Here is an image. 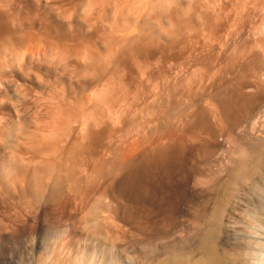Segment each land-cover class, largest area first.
<instances>
[{
    "label": "rangeland",
    "instance_id": "obj_1",
    "mask_svg": "<svg viewBox=\"0 0 264 264\" xmlns=\"http://www.w3.org/2000/svg\"><path fill=\"white\" fill-rule=\"evenodd\" d=\"M13 1H15V0H12V2ZM20 1H22L23 3L22 2L20 3ZM3 2L4 1L0 2V10H2V11H0V13L2 14L5 11V13L3 15H7L6 12L8 10V15L10 14L9 16H13V17H9L10 19L7 16V22L5 20V22L7 24L9 23L8 24L9 27H7V24L5 22L3 24H2V22L0 23V28H2V27L4 28V25L7 28L6 30H5V28H4V30H2L3 33H9L10 32L9 34H7V35H10L11 32H12V35H10V38L13 37V35L15 33L18 34L20 31H22L20 33H23V30H24V33L25 34H22L24 36H21L20 34L17 35V38L18 39H19V37H21V38L23 37L22 39L24 40V42H23V40H21V38H20L19 41H17L18 39L15 38L16 37V34H15V37L12 38V40H13V42H12L11 39H9V36H6V34H4L5 35L4 36L3 33H2V31L0 30V41L5 44L4 45V44H2L0 42V47H1L0 50L2 49L1 50V54H0L1 55L0 56V61L2 59V55L5 54V53H7V52H8L7 54L10 53V56L5 55V57L8 58V59H12V61L6 60V63H5L8 66L11 64L10 67L7 66L8 68L6 67V69L9 70V68H10L9 71L11 72V70H12V72L10 73L9 71H7L5 69V66H3L4 67L3 68L4 70H2V68H1V71H3V73L0 71V76L3 75L5 73V71H6L5 74L8 73L9 75L8 74L6 76H5V74L3 75V77L7 80L5 82L8 83V85H9L10 84V80H8V78H9V79H11V83H13L14 85H17V83L18 84L21 83L20 81L23 80L22 78H24L26 75L28 76V74H29L30 75V78H29V76L27 77V79L25 77L24 80L22 81V83L24 81H26V83H27V81H28L27 85L30 84L31 86L28 85L30 87H32L34 85L33 86L34 87V90H33V87L31 89L29 87V89H28V86L26 87V85H23V87H22V83L19 86L17 85L19 87V90L22 92L21 93L22 94V99L21 100L23 101V103L21 104V102H18L17 103V102L14 101V103H17V105H15L14 103L12 104L10 102V101L13 100V97L15 95L14 96L12 95L13 97L10 95L9 96L10 98L7 96V95L10 94L11 91H12L11 94H13V90H5V88H2L3 90L2 89L0 90L1 91V93H0L1 94L0 100L2 99V101H3V98H5L7 96L8 97L7 100L10 102L9 103L10 107H11V104L12 105H15L17 109L19 107V109L17 111H22L23 110V112L25 111L26 113L32 108L33 105L34 106L32 108V112L27 113L26 116H25V112H24V114H23L25 116V119H24L25 123H24V121H22V119H21V118H24V117H22V114L20 113L21 114V118H20L19 117L20 114H17L18 113L17 111H16L17 112L16 113V112H14V110L12 108L9 107V105L6 102L7 100L4 99L7 105L6 104H3L5 102H3V103H1L2 101L0 102L1 103V106H0V108H1L0 110L1 111L5 110V111H7L6 113H8V114L9 113H12L10 115L7 114L8 115L7 116L4 111L3 112L0 111L1 112L0 113L1 114L0 115V118H1L0 119L1 120L0 121V126L2 124L1 128L3 129V127L6 128V126L11 125L10 127H7V128L8 129L9 128L12 129V132H11V131H9L11 129L8 130L6 128L7 131H8L6 133L7 135L5 136L6 139L3 137L4 136V133H5L4 130H3L4 133H2V131L0 129V131H1L0 134L1 133L3 134V135L2 134L0 135V139H1L0 142L3 143L2 145L0 144V161L3 160L2 159L3 157H1V156L2 155L4 156V154H2V153L7 152L9 150V148L12 147L11 145L14 144V141L12 142V140L14 139L13 137H15L14 140H16L17 138L23 139V136L24 135L27 136V134L31 131V128H32L31 127L32 126L31 124H37V125H34V127L37 126L36 128H41L42 127V126H40L38 124L39 122L36 123L37 117L31 116L33 114V110H34V114H37L39 112L38 115H36V116H39L42 119L44 118L43 120H41L42 122H46L47 119L50 120V121L47 120L48 122L46 124L45 123H42V124H44L43 126L46 129L48 127L47 125H49V123L51 122V119H49V118H51L50 114L53 115L52 113L55 112L54 114L56 116V113L58 114L59 111H62V110L55 111L57 109H55V106L53 107V105H51V104H54L55 101L59 97H62V96H64L62 98V100L64 99V102L65 103L67 102L68 107H69L70 102L71 103H74V104H72V106L70 105V108H73V109H71V111H70V108L67 107V105H64V106L67 107L66 110L68 109L70 111V113H71L70 116H72L74 114L76 115L79 111H81L80 109L82 108V111L79 112V115L77 114L78 116L77 115L76 116L75 115L72 116L74 118L76 117L75 118L76 119L75 121H73L74 118H71L70 117V119L73 122H77L76 124H78L80 122V120H83L84 121L85 119H88L87 120L88 122H87L86 125H88L89 127H87L88 129H87L86 132L88 134L91 133V135H93L94 138L96 136L95 139L97 140V142H98L97 144L98 145L96 144V145L92 146L93 149L91 147H87V148H90V150L89 149H86V148H85L86 149L85 151L84 150H81V146H80L81 145V142L80 141H82V139H84L83 137H85V136L88 135L87 133H85V129H84V127H86V125L85 124H83V125L80 124L82 121L79 123V126H77L74 123V125L77 126L78 129L81 127V129H79L80 131L83 129L84 132L81 131V132H83L82 134L85 133L84 136H81L82 135L81 134L79 137H76L81 132L80 131L79 132L76 131L78 129L77 128H74L75 126L72 127V128H70L71 127L70 125L73 126V124H70V122H71L70 119L68 120V116H69L68 112L69 111L64 112L65 111V109L63 108L64 106L63 105L61 106L60 104H58L59 102L62 101L59 98L61 101L58 99L59 101L58 100L56 101V103H57L56 106L57 105H60L62 107V109H64V111H62L61 113L64 112L63 115H66L65 113H67V115H68L66 118H64L65 121H62L63 122L62 124L66 125V123H68V121H69V123H68L69 125L67 124L66 128L64 126H62L67 131H65L64 128H59V127H61V119H60V117L61 118L64 117V116H62L61 113H59V114H61L60 117H59V114L57 115L59 118L58 117H53L54 119L55 118L58 119V120L55 119L58 124H55L54 127H52L53 125L50 123V126L51 127L49 126V128H47L48 129V132L50 131L49 129H53L54 128L55 131L54 130H51V131L52 132L54 131L55 133L57 131V133L56 134L54 133L53 134V137H55L58 134V132H59V134L61 135L60 137L63 139V140L62 139L61 140L64 141L66 139L67 142L69 141L68 143H70V145H71V142H73L72 141L73 139H76V141H78L80 139V141H78V143H75L74 144V146H75L76 144L78 145L79 142H80V144L78 145L77 149H75L74 146H71L73 148L69 147V145L65 141H64V143H66V144L64 146V143L62 144V142L60 143L61 140H58L59 143L63 145L62 146V145H60L57 142V144L60 145L59 147L62 146L65 149L68 146L73 151V152H71V154H73V156H72L70 154V150L71 149L69 151H66V150L69 149V148H67V149H65V151H63L64 149L62 150V148H60V150L63 151V153H62V151H60L58 149L57 145H55L56 146L55 148L58 149V150H56V152L58 151V154H61L62 153L61 154L62 155V158H61V155L60 156L58 155V157H60L59 159H61V160L64 161L63 162L64 163V167H62V165L60 164V167L59 168H61V169L63 168L64 169L68 165L71 166L72 165L71 164L72 162H73V165H74V163L76 162V161L74 162V159H75L74 157H77V155H78V157L80 159H78L79 161H77V163L74 166H76V165H78L80 163V165H78V166L79 167L81 166L82 169H80L78 166H76L78 168V173L76 172L77 171V168L76 167H75L74 170L77 173V175L79 173H81L82 171L83 172L81 174V178L80 179H78L79 178V175L78 176L76 175V177H74L75 174L73 176L74 177L73 179H75V180L78 179L80 182H81V179L82 178L84 179L86 176H88L87 178H89V179H87V182L85 181L86 178L84 180L82 179V181H84V183H82L83 185H80L79 184L80 182L79 183L77 182L76 183L77 184V187L79 185H80V187H78L76 189V187L73 184H72V186L69 185L71 188L69 186H66L67 183H69V184L72 183L71 179L68 178V180H67L68 182L66 180H65L66 182L64 181L65 187H62L64 189V192H63L62 189H61V191L58 192V194H60L61 192H63L64 194L61 193L60 195L57 196L56 199L54 198V200H56V201H54L53 203H51L52 201H50L48 198L46 200V197H47L46 195H45V197H44V195L41 196L43 198H39L38 199L39 201L37 200V202L31 200V197L29 196V191L26 188V184H25L26 182H24V181L23 182L22 181L11 182V181L7 180V182L9 181V183L11 182L12 185H10L9 183H6V181L1 183V181H3V179H1L0 180V184H1L0 185V264H39L38 262H39V258L40 257H43V259H44V262L42 264H60V263L61 264H64V263L67 264L68 261H69L68 258L69 257L71 258L74 255V253H77L78 252V253H83L84 254L85 250H86L85 256L87 255L88 257H92L93 258L92 259L93 262H96L98 264H157V263L158 264H163V263L164 264H176L177 262H179L177 264H180V263L185 264V262L186 263L191 262V260L194 259L196 257V255H197L196 249L192 248V247L195 246L194 245L195 242H193V241H195V239H196V231H194V230H197V228H199V225H200L199 223L202 220V218L204 216H207V214L210 213V210H211L210 208H212L211 211H213V207L215 208V206L216 205H219V203L221 205L225 204V201H224V203H222V201L224 199V197H222V195L225 196L227 193H229V191H230V193L232 192V189H231V187L233 186L232 185V179L227 180L226 177L227 176L229 177V175H231V173H232L231 170L233 169V164L235 163V161L237 159V156H235L236 152H234V150L232 151V149L234 147L233 144L230 145L231 143L226 142V143H229V144H226L228 146V148H226L224 146L225 148L223 147V149H221V155L224 154V153H226V154L224 156L223 155L222 156L219 155L221 157V160L218 159L219 158V156H218L215 161H212L213 160L212 158H214L212 153L215 152L214 151L215 150L214 147H216V145H218L215 142L216 141L218 143L225 142L224 141V136L221 134V136L219 137L218 136L219 132H216L217 134L215 133V135H214L216 137H213V138H216V140L212 138L213 140L211 139V141H210V143L212 141H215V142H213L214 144L211 143V146H212L211 148L212 149L210 148V150L207 152L208 155L205 156V158H207L208 156H211L212 155L211 157H208L209 160L208 159L206 160L204 158V154H202V150L192 149V150H194V151H192L194 153H192L191 150H187L186 153L184 152L182 154L183 157L182 156L180 157V159L183 160L182 162H184V164L182 165V164L179 163L180 164L179 165L180 167L179 168L176 167V170L174 169L173 172L171 171L169 179H167V177H164L163 178V181L165 179V180H168L169 182L168 181L167 182L166 181H164V182L163 181L162 182L158 181V183H160V184H156L157 186L164 185L167 188V189L165 188L166 190L163 192L164 194L163 193L162 194H159L160 196L158 195V197H155L154 195H150V194H143L142 195L143 197L141 196V198L138 199V197H134V195H131V193H130L129 190H127L126 192H125L126 189H123L122 188L123 190H120L121 189L119 187L120 185H118L120 183H118L117 180L116 181L115 180H112V184H111L110 183L111 180H110V178H109L108 175H105L106 176L105 177L104 175L99 174L100 175V177H99L98 174H97L98 173L99 166L96 167L97 168V171L95 172L94 171L95 168L92 167L93 165H89L88 162L91 160L89 163L90 164L91 163L93 164V160L96 158L95 155L98 157V156H100V154H102L101 159H103V165L105 164L104 162L107 161L108 158L120 157V159H121V157H122L123 159H126L125 156H128L130 154V150L132 151V149H133V142H132V140L134 141V139L136 138V136L137 137L140 136L139 133H137L138 132V129H139V132L140 133H141V130L143 131L142 132L143 136L141 134V136L139 138L142 137L144 140H148L147 137H146L147 136V133L150 132V131H148V128L151 129L152 128L151 126H154L155 125V124H153L154 121H159L160 120V118L158 119L159 116L156 117L155 115L158 114L162 109H163V114H164V112H165L164 110L167 109V108H169L170 103L166 104L167 103L166 100H167V98H169L167 96L170 93H172L169 96H170V98H172L171 100H172V103L174 105L172 103L171 104L175 107V109H174L170 105V108L171 109L169 108V111H170L169 115L171 114L170 116H172V118H170V119H173V117L175 118V116H177L176 113L178 111L177 112L175 111L176 112L175 113L173 110H177V107L175 106V103L174 102H176V100L178 99L177 98L178 97L177 94H178L179 88L177 89L176 87H179L178 85L180 83V80L178 81V79L179 78L181 79L182 78V75H183L182 70L184 68V66H183L184 63H181V62H184V59H186L185 57H187V56H188L187 59H189V56H190V54H191V52L193 50H194L193 53L196 52L198 56H203L204 59H202V57H200L199 58V62L200 61H202V62L203 61H206V62L203 63V65L206 64V67L203 66L205 68L202 67L201 62L200 63L198 62V65H199V66H197V70L199 71V75L197 73L198 78L202 74V78L204 79V77H205L206 79H204L205 81L203 80L204 82H202L201 81L202 80L201 77H200L201 80L197 78L200 81V84H201V86L199 87L200 84H199V81H198V88H199V90H200V88H202L201 91H199L198 88H197L198 93L200 92V95L198 93L197 94L199 96H201L202 98L205 96L206 98H209V99L211 98L212 99L213 98V95H214L213 93L216 92V89H215V91H213L214 90L213 87L216 88V85H214L216 83L215 82H212L213 81L212 78H214V76L218 75L221 72L222 73L219 74V75L224 74L223 72H225V71L227 72V70H228V72L229 71L231 72V62L233 61V58H236V55H238V51L241 48L240 45L242 46L243 44H245L244 43L245 41L247 43H250V42H253V40H257V39H260V38L264 37V0H190V2H189V0H60V1L59 0H54V1H52V5L50 4L49 6L47 5L46 7H38L37 5L32 4L31 2H29V5H28L27 1H24V0H19L18 1L19 3H17L15 1V4L8 3V4H11V5H9V7L7 6L8 4L5 5L7 2H5V4ZM24 3L27 6L24 5ZM185 6H187V8ZM178 7H179V9H178ZM183 8H186V9H184V11H183L182 10ZM31 9H32V12H31ZM181 11L182 12H185L186 15L183 14ZM187 12H188V14H187ZM181 14H183L182 16L185 15V18H183L181 16ZM3 17L6 18V16H3ZM179 17H181V18H183L185 20L187 18L189 22L186 20V22H187V24H186V23H184V21H182L183 19H181ZM5 18H3V19H5ZM8 19L10 20V22H8ZM11 20H13V21L11 22ZM43 22H45V23H43ZM178 22H180V23H178ZM13 23H15V24H13ZM21 23H22V26H20ZM63 23H65V24H63ZM67 23H68V27L66 26V28H64L65 25H67ZM60 24H63V25H60ZM182 24H184L185 26L188 25L187 30L189 29L191 31L188 30L189 31L188 32L186 30L187 31L186 32L185 31V28L186 27L184 25H182ZM10 25L11 26L14 25V28L10 27ZM23 25H25V28H24ZM19 26L22 29H19L20 28ZM62 26H63L64 30H63ZM182 26H184V28ZM15 27H17V29ZM146 27H148V28H146ZM150 27L151 28L153 27L154 29L153 28L152 29L154 31L153 30L151 31V29H149ZM9 28H10V30H9ZM58 28H61V29H58ZM143 28L144 29L146 28V30L148 29L147 30L148 31L147 37L150 36L149 38H147L146 36L144 37V35H143V32L144 31L142 32V29ZM182 28L185 31V33L182 30ZM12 29H15V33L14 34H13L14 31H11ZM66 29H67V31H65ZM70 29H71V31H70ZM192 29L193 30L195 29L196 31L194 30V32H193ZM48 30H50V31H48ZM62 30L66 32V33L65 32H62L65 35L62 34V33H59V31H62ZM146 30H145V32H146ZM179 30H180V32H178ZM17 31H18V33H17ZM54 31H56V32H54ZM69 31L71 33L73 31L74 34L72 33V35H71ZM156 31L158 32L157 34H156ZM40 32H42V33H40ZM45 32H47V36H46V33ZM49 32H52V34L51 33L49 34ZM149 32H151L150 33L151 35H149ZM237 32L239 33V36L237 35V37H236V35H235V37H236L235 38L234 37V34H238ZM241 32H242V34H241ZM38 33H39V35H38ZM80 33H81V35H80ZM187 33H188V35H187ZM196 33H197V35H195ZM244 33H245V35H244ZM29 34H32V36H30ZM67 34L70 35V37ZM139 34H140V36L138 37L139 40H141L140 39L141 36H143L142 39H144V40H141V41H143V43L140 42V44H138V42H136V39H138L136 37ZM146 34H147V32H146ZM182 34L185 35L183 37L186 38V40H187V42H186V47L187 48H185L186 51L184 50V53H183L184 55L182 54L183 49L181 50V48L184 47V41H182L183 40V37H182V40H180ZM240 34H241V36H240ZM260 34H261V36H260ZM58 35H59V37H57ZM258 35H259V37H258ZM2 36H4V37L2 38ZM79 36H81V37H79ZM186 36H188V37H186ZM196 36H198V39H197ZM201 36L202 37L203 36L204 37L206 36V37L205 38L204 37L201 38ZM219 36H221V38ZM242 36L245 37V38H242ZM26 37L27 38L29 37L32 40L30 41V39L29 38L27 39ZM32 37H34V38H32ZM44 37H45V39L43 40ZM151 37L154 38V39L156 37L157 38H156V40H154V39L153 40L152 39L150 40ZM217 37L219 38V43H218V40L216 39ZM246 37H247L248 41L250 40L249 42L247 41ZM254 37H256V38L254 39ZM145 38L147 39V41L148 40H149V42L151 41L149 43L150 45L153 44V42L155 41L156 42L155 44H157V47L154 48L156 46L155 44L153 46L151 45L153 48L150 45L148 47V44L145 46V43H147V41H145L146 40ZM187 38L188 39L191 38L190 39L191 41L190 40L188 41ZM208 38L210 39V41H209ZM224 38H226V39H224ZM8 39H9V41H8ZM15 39H17L16 40L17 42L15 41ZM192 39L195 40V41H192ZM230 39L231 40L233 39L234 41L232 40V42H231ZM238 39H239V42H238ZM128 40H130V41H128ZM204 40H207L208 43H207V41H204ZM220 40H222V42L224 40H225V42H226V40H228L232 44L230 42H228V43L226 42V44L224 45L225 42H223V45H222V43H220ZM241 40H242V42H241ZM5 41L8 43L7 46H6L7 43ZM10 41H11V43H10ZM181 41L183 42L182 43L183 45L181 44ZM196 41H198V42L195 43ZM129 42L130 43L133 42V44H130ZM188 42L189 43L191 42V46L190 47H189L190 44ZM216 42H217V45L216 46L218 48H215L216 51H215V49H213L216 52L215 53V52H213L212 48L215 47ZM198 43H200V44H198ZM213 43H215V44H213ZM24 44H25L26 47H24ZM30 44L33 45V46H31ZM180 44H181V46H180ZM187 44H188V46H187ZM201 44H202V48L203 49L201 48ZM203 44H205L204 47H203ZM212 44H213V46H212ZM22 45H23L24 49H23ZM129 45H131L132 47L129 46ZM133 45L136 46V48H139V46L141 48V45H143L146 49L147 48H150L147 51H146V49L143 46L141 48V49H144L147 52L148 55H146L144 53L145 55L143 54V56H142L141 54H142V52H144V50L142 51L140 48L138 50L135 47H134V49L136 51H134V52H135L136 55L135 54H132V53H134L133 52V50H134L133 49ZM172 45H173V47H172ZM192 45L195 46L194 49H193V46ZM229 45L230 46L232 45V47L230 48ZM234 45L236 46V49H235V46ZM10 46L13 47V48H10V50L11 49H14V48H17L18 51L15 49L16 52H17V54H16V52H14L15 50L14 51L11 50L14 53V54H11V51L8 50ZM165 46H166V48H165ZM210 46H211V50H212L213 53L209 49ZM220 46L221 47L223 46V48H221ZM224 46H226V47H224ZM18 47L21 48V49H23V50H20ZM127 47L128 48H132L131 51H130V49H128L130 51V53L126 49ZM167 47H168V49H167ZM237 47H238V50H237ZM6 48H7V50H6ZM25 48H26V50H25ZM50 48L52 49V52L53 53L51 52V49ZM188 48H190L191 50L188 49ZM204 48L206 49V51H205ZM219 48H220V50L217 51V49H219ZM232 48H233V50L234 49L235 50L233 51ZM27 49H29V50L31 49V51H29ZM42 49H44L46 51L43 50V53H41ZM195 49H197L198 52ZM229 49L232 50V52ZM33 50L36 51V54L34 53L35 51L33 52ZM48 50H50V51H48ZM123 50H125V52ZM221 50L225 51V52H223L225 54L221 53L222 52ZM4 51H5V53H4ZM20 51L21 52H23V51H26V52L29 51V52H27L28 55L26 54V52L25 53L23 52L24 55H26L28 57L27 58L28 60L26 59V57H23L24 55ZM126 51H127V54H126ZM137 51H139V52H137ZM148 51L149 52L150 51H153V52H150V54L152 56H150V54H149ZM187 51L190 52V54ZM180 52H181V54H180ZM202 52H204V53H202ZM218 52H219V54H218ZM37 53H38V55H37ZM211 53H212V55H211ZM226 53H227V56H226ZM29 54H30V56H33V58L39 57V60H38L39 63L42 61V58H43V61L44 62H42L43 64L42 63H40V64L41 65H44V66L43 67L41 65H40L41 67L40 66H35L37 64H36V62H34V64H33L32 60H31L32 58L29 61V58H30ZM43 54H45V57H43ZM51 54H52L54 60L52 59V56L50 57ZM130 54H132V57L130 56ZM185 54H187V56H185ZM213 54L214 55L216 54V55L214 56ZM228 54H229V56H232V57H229ZM12 55H13V57H14V55H16L15 57L18 60H16L15 57H14L15 58V60H14L13 57H11ZM93 55L96 58H94ZM133 55L135 57H133ZM181 55H183L184 58ZM218 55H221L220 56L221 59L218 60V62H217V59H219V57L217 58ZM18 56L19 57L22 56L23 58H25V59H23V61H25V60L28 61V64L30 62V64L27 65V66L29 67V70L32 69V71H33V69H35L33 71V73L30 71L31 73H29V72L28 73L27 72H22V73H20L22 75L16 74L17 72L19 73V70L21 72V71H24V69H27L28 68V67L27 68L25 67L26 66L25 64L27 62L26 61H25L26 63L21 62L22 61V57L21 58H18ZM91 56H93V57L91 58ZM47 57H49V58H47ZM87 57H88V59H87ZM129 57H131L130 59L132 61L129 59ZM63 58L66 59V62L64 61L65 59H63ZM98 58H101V59L97 60ZM132 58L135 59L136 63H135L134 59H132ZM207 58H208V60L209 59L210 60L208 61ZM228 58L230 60H232V61L231 62H228V61H230ZM57 59H58V62H57ZM177 59H180V60H178L179 63H178ZM215 59H216V61H215ZM225 59L227 60L228 65L230 66L229 67L226 64L228 66V68H227L226 65H224L225 63H227L226 61H224ZM50 60L52 61V63H51ZM92 60H94L95 62L98 61L99 63L98 62L95 63ZM106 60H108V61H106ZM181 60H183V61H181ZM7 61H9V62H7ZM88 61H89V64H88L89 67L87 66ZM90 61L92 63H90ZM101 61H103V63ZM114 61H115V63H114ZM213 61L216 62V63H214ZM12 62H14V63L20 62V63H22L24 65H22V64L19 65V63L17 65L16 64L14 65V63H12ZM31 62H32V66L30 68ZM59 62H61L63 64L66 63V66H64V67L66 68V71L67 72L64 71L65 68L63 67V65L61 66V67L64 68V69L62 68L63 70L59 68V66L61 65ZM100 62L102 63V68L100 66L101 65ZM104 62H106V63L104 64ZM39 63H38V65H39ZM175 63H177L176 64V65H178L177 67L174 65ZM211 63H213V67H212V64ZM218 63H219V65H218ZM93 64H97V65L94 66ZM103 64H104V67H103ZM179 64H181V65H179ZM21 65H22V67H21ZM48 65L51 66V68H53V69H51L50 67H49L50 70H49V68H46L47 70H49L47 72L48 73V75H47V73H44V72L47 71L45 69V67H48ZM92 65H93V67H92ZM173 65L176 68L175 67L173 68ZM220 65L221 66H226L224 68L225 71H223L224 70L223 67H221V69H220ZM11 66H14V69H12L13 67L11 68ZM209 66H210V69L208 70L207 67H209ZM23 67H25V68H23ZM54 67H56L55 68V71H57V72L51 74L50 71L51 70H54ZM57 67L61 70V72L59 71V69ZM90 67H92V68H90ZM96 67L98 68V71L95 70ZM217 67L220 70L215 69ZM100 68H101V71H100ZM108 68H109V70H108ZM180 68H182V69L180 70ZM211 68H214L215 69V70H213V71H215L214 73H213V71H212ZM226 68H227V70H226ZM176 69H177L178 72L177 71L175 72ZM202 69H203V71L207 69L210 72H208L207 70L204 71V72H202ZM16 70H18V71L16 72ZM179 70H180V72H179ZM170 71H171V73L175 72L176 74L175 75L174 74L171 75V73H169ZM190 71H191V69L189 70V73H190ZM218 71H220V72H218ZM52 72H54V71H52ZM207 72L210 73V74H207ZM226 72H225V74H226ZM23 73H26V75L23 74ZM35 73H37V75H38L37 77H39V75H40V77L38 78V81L37 80L34 81L35 79H31V78H36L35 77L36 76ZM98 73H100V74H98ZM177 73H179V75H180L179 78L177 76L178 75ZM203 73H204V75H203ZM10 74L12 75L11 77H9ZM31 74H33L35 76H32ZM163 74L165 76H167V78L169 77V79L171 77H173V75H174V77H173L174 80H176V78H177L176 81L179 82V83L176 82V85H175V82L174 83L172 82V84L174 86H176V87H174L171 84H169V81L170 80L169 79L167 80V78ZM210 75H212V76H210ZM46 76L49 77V80H50L51 83L49 82L48 77L46 78ZM175 76H177V77H175ZM16 77H17L16 80H18V82L15 81V83L17 82L15 84L14 81H12V79L14 78V80H15ZM20 78H21V80H19ZM40 78L43 79V80H45V82L47 81L48 83L46 82L44 84L43 83L44 81H42L40 83L39 82V79ZM173 78H171V81H172ZM209 78H210V80H209ZM28 79L33 80L34 82L33 81H30ZM54 79L56 80V82L54 81ZM57 79H59L60 80V83H62L63 85L65 83V85H66V87L64 86L65 89H64V87H62L63 85H61L60 83L59 84L57 83V82H59V80H57ZM53 81L55 83H57L56 84L57 86H60L61 85V87H56V85L54 84ZM166 81H168V83ZM206 81H207V83L211 87L209 85L203 84V83H206ZM5 82L3 80L4 87L5 86H8V85H6ZM36 82H37L38 87L36 85ZM162 82H164V84L166 83L168 86L167 85H164L163 86V83ZM39 83H40V85H39ZM49 83L51 84V86H50ZM212 83H214V84L212 85ZM42 84H44V85H42ZM54 85H55V87H56L55 89H57V91L60 88H63L65 90V92H66V95L63 94V93H65L63 89H61V91L59 90L60 91V94L57 91H54L55 90V89H53L54 88ZM20 86H21V88H20ZM39 86H41V88H39ZM44 86H45V89H44ZM47 86H50V88L52 87V90L55 92L54 95H56V93H57V95L54 96L53 95L54 92L51 91V89L49 87H47ZM169 86L170 87L172 86L171 89L168 88ZM204 86L205 87L209 86V88L207 87L208 88L207 89ZM116 87H118L117 89H118V92L119 93L122 91L120 94L117 93ZM121 87H123L125 89H122ZM46 88H48L47 90L49 91V93H50V91H51V93L53 92L51 95H52V97H56V100L55 101H53L55 98H53V100H52V97H50L51 95L48 93V91H46ZM160 88H162L161 89L162 90V93H161ZM167 88H168V90H167ZM126 89H127V91H126ZM172 89L173 90L175 89L174 94H176V97L173 95V92H170V91H173ZM28 90H29V93H28ZM30 90H33V93L32 94L30 93V92H32ZM207 90H209V91H207ZM8 91H10V92H8ZM26 91H27V93H26L27 94V97L25 95H23V94H25ZM111 91L113 93L114 92L115 93L113 94V93H111ZM163 91H166V92L168 91L167 93L165 92L167 94V96L164 97V95H166V94L165 93L163 94ZM203 91H205L204 93H206L208 95H206V94L204 95V93H202V95H201V92H203ZM4 92H7L9 94L5 93V94H7L5 96ZM61 92H63V93H61ZM108 92L111 93V95L108 94ZM156 92H158V93H156ZM28 94H30V96H33V97H35L37 95L38 96V100H40L41 99L40 97H42V98L45 99V100L42 99V101H47V99H48V100H52L53 102L52 101H49V102L47 101V103H49V104H43L44 102H42V101L41 102L40 101L37 102L38 100L37 101L35 100L36 102L34 103V102H32V100H34L33 97L32 98H28V96H29ZM58 94L59 95L63 94V95L58 96ZM107 94H108V96H107ZM158 94H162L163 96L161 95L162 96L161 97ZM45 95L47 97H49V98H45ZM113 95L114 96L117 95V96L114 97ZM148 95H149V97H148ZM154 95H156V96H154ZM171 95H172V97H171ZM23 96H25V98ZM80 96H81L82 99L79 98ZM111 96H113V97H111ZM11 97H12V99H11ZM73 97L74 98L75 97L76 98L78 97L77 98L78 101L81 102L82 104L80 103L81 104L80 105L79 102L76 101L77 99L75 98L76 99L75 100ZM103 97H104V101H103ZM105 97H106V99H107V97H108V99L113 98V99H111V101L108 100V102H110L111 104L110 103L108 104L107 101L105 102ZM173 97H175V98L173 99ZM16 98L17 97L15 96V99ZM99 98H102V100L99 99ZM117 98H120V99H117ZM170 98L168 100L169 102L171 101ZM9 99H11V100H9ZM30 99H32V100H30ZM35 99H37V97H35ZM164 99H165V102H164ZM16 100H18V99H16ZM65 100H67V101H65ZM29 101H31V104L33 103V105H31V106L28 105ZM112 101H113V103H112ZM153 102H154V104H153ZM25 103H27V104H25ZM38 103L41 104L42 106L39 105ZM77 103L80 106H82V105L85 104L84 108H83V106L81 108L79 107V109H77L78 108L77 106H76L77 108L74 107L73 105H75V104L78 105ZM93 103H94V106L92 107ZM95 103H96V105H95ZM160 103L162 105L165 104L164 105L165 108ZM35 104L38 106L37 109H36ZM61 104H63V103L61 102ZM48 105L49 106L51 105L50 107L52 108V113H51V110H50L51 108L49 109L48 108ZM86 105H87V107L88 106H90V107L86 108ZM151 105H152V108H151ZM153 105H154V108L155 109L156 108L158 109L160 107H162V109L160 108L161 110L160 109L159 110H155L153 108ZM26 106L27 107L30 106L29 110H26L25 109V108H27ZM95 106H97V109H95L96 111L92 109V108H95ZM7 107H9L10 109L7 108ZM23 107H24L25 110L23 109ZM39 107H41L43 109L46 107L44 110L45 111H50V112L47 113V114H49V117L48 118H47L48 115L46 113H44V110L40 109L41 110V112H40V110L38 109ZM6 108L8 110H6ZM74 108H76L78 110V112H75L76 109H74ZM153 109H154V112H153L154 114L157 111V113L154 115L157 118V120L154 119L155 117L153 119H149V118H152L153 117L152 116L153 114L151 113L153 111ZM12 110H13L14 113L12 112ZM35 110L36 111L38 110L37 113L35 112ZM73 110H74V113H72ZM85 110H87V111H85ZM91 110H93L94 113ZM108 110H109V113H108ZM89 111L92 112V115H91V113ZM82 112L83 113L85 112V114H84L85 117H82V116L80 117V113H81V115H83ZM86 112H89V114L87 113L88 114L87 115ZM2 113H4L5 115L2 114ZM40 113H42V114H40ZM173 113L175 115H172ZM15 114H17L18 116L16 115L17 116L16 117ZM45 114H46V118H47L46 120H45V116H44ZM110 114L112 115V117H110L111 116ZM163 114L160 112L158 115H160L162 117V119H164L163 116H162ZM3 115H4V118L5 119L2 117ZM28 115L31 116L30 119L33 118V123H32V120H31V122H28V121L26 122V120H30L28 118L29 117ZM169 115H167L168 117H166V116L165 117L169 119V117H170ZM86 116L88 118H86ZM26 117H27V119H26ZM39 117H38V119H41ZM6 118L7 119L9 118L10 121L13 118V121H12L13 124H11L12 123L11 122L8 125V123L10 121H9V119L7 120ZM15 119H17L16 125L14 123L15 122L14 121ZM18 119H20L21 122H20V120L18 121ZM38 119H37V121H38ZM64 119L62 118V120H64ZM162 119H161V121H162ZM66 120H68V121L66 122ZM147 120L148 121L149 120H151V121L154 120V121H153V123L149 121L150 122V125H149V122ZM59 121H60V123H59ZM144 121H146V122L144 123ZM173 121H175V120H173ZM3 122L4 123L6 122L7 125L5 123L4 124L5 126H3ZM19 122L22 124L23 127L20 125ZM53 122H54V120H52V123ZM64 122H66V123H64ZM27 123H29V124H27ZM82 123H86V122L84 121ZM140 123L143 124V127L144 128L141 127L142 125ZM146 123H148V124H146ZM155 123H158V122H155ZM18 124H19V126L17 127L18 129L13 126L18 131L21 132V130L24 131V129H25V131H28V130H26L27 127H28L27 129L30 128L29 129L30 131H28V133L27 132H24L23 135L21 136V133L20 132L18 133V131H15L16 129H14L12 127V125L17 126ZM25 124H27V125H25ZM151 124H153V125H151ZM28 125H30V126H28ZM56 125H60V126H58L59 130H58V128L55 129L56 128ZM136 125H138L140 127L138 128V127H136ZM147 125L149 127H147ZM24 126H26V128H24ZM68 126H69V129H71L70 131L74 130V132H76V133H74L72 131V133L77 134L76 136L74 134L72 135L71 132L68 133V129H67ZM20 127H21V129H20ZM36 128H34V129H36ZM135 128H138V129L136 130ZM145 128H146L147 133H145L146 132L145 131ZM42 129H43V127H42ZM60 129H62V130H64L66 132L65 134H64V132H61V133H63V136L60 133V131H62ZM40 130L41 129H39V130L36 129V130H32V131H34L33 133H36V131H39L40 132ZM88 130L90 132H88ZM42 131L43 132H40V133L37 132V134H39V136H41V133H43L42 136L46 135L47 130H44L43 129ZM51 131H50V133H51ZM100 131L102 133H100ZM9 132H11V133H9ZM16 132L20 136H18V134H17V137H16V135H15ZM152 132L153 131L151 129V132L149 133L148 138H149L150 135L153 137L154 135H152V134H155L157 137L163 135L162 132H161V130H160V132H155V133H152ZM8 133L10 135H12V136H13V134L15 135L13 137L11 136L13 138L12 140L10 138V135H8ZM31 134H32V132H31ZM68 134H70L69 135V138H66V136H64V135H67V137H68ZM145 134H146V136H145ZM7 136H9L8 138L10 139L11 142L8 140ZM32 136H35V135H32ZM32 136H30V137L28 136L27 137L28 140L30 139L31 142L34 141L36 138L37 139H41V137H39L38 135H37V137H34L35 139H31ZM49 136H50V134H49ZM51 136H52V134H51ZM57 136L59 137V135H57ZM70 136H71V138H70ZM89 136H90V134H89ZM89 136H87V138ZM151 136H150L149 139L152 138ZM156 136L154 137L155 139H156ZM80 137H82V138H80ZM144 137H146V138H144ZM27 138L24 137V139H25V140L23 139L24 140L23 141L24 144L23 143H20L22 140L20 141V139H19V143L22 146L18 143V139H17V141H15L16 143H18L17 144L18 146H16L17 148H15L16 143L13 146H14L15 150L17 149V152H19V151H20V153L23 152V151L21 152V149H22L21 147H23V145H25V142H26ZM37 139L33 142V144L34 143H39V142H37L38 141ZM69 139H72V140L70 141ZM88 139H90V138H88ZM3 140H5V143L3 142ZM6 142H8V144ZM29 142H27V144H26L27 146H28V143ZM84 143H85V147H86L87 146L86 144L88 143L87 142V139L85 140ZM100 143H102V144H100ZM31 144H29V147L31 146ZM26 145L24 146V148L26 147ZM40 145H41V143H40ZM40 145H38V146H40ZM2 146H4V150L2 149ZM41 146H42V148H43V146L46 147L43 144ZM18 147H19V149L20 148L21 149L19 150ZM29 147H26L25 148L24 153L28 152V155H29V153L31 152V155H29V157H28V155L26 153V154H21V155H23V156L27 155V156H25L24 158H23V156H21L22 158L20 157L21 160H24L25 165L27 164V160L30 159V157H31V159L33 157L32 161H34V159H35L34 156L37 154V153L36 154L34 153V152H37V151H35V150L33 151L32 150V148H31L32 146L30 147L32 151L28 150ZM79 147H80V150L81 151H79ZM42 148L40 149V147H38L36 149H38V151H40V150H42ZM98 148H99V150L101 148V150L99 151ZM26 149H27V151H26ZM43 149H44L43 151H45V149H47V148H43ZM226 149L230 150L231 152L230 151L228 152V150H226ZM15 150H13V151L15 152ZM74 150L76 152H79V153L74 152ZM96 150L98 152H96ZM211 150H212V153L210 154V151ZM197 151H200V153H198ZM40 152H42V151H40ZM66 152H69V153H67L68 156H72L74 158V159H71L72 157H70V158L68 157L69 159H71L73 161L68 160L69 161V163H68V161H66L68 158H66V160H64L65 159L64 157L67 156L66 155ZM203 152L206 153L205 151H203ZM42 153H39L38 152V154H37V155L40 154V156L42 157V158L40 157L41 160L43 159V154ZM97 153H98V155H97ZM187 153H188V155H186ZM17 154H19V153H17ZM74 154H77V155H74ZM184 154H185V156H184ZM82 155L85 156V159H87L88 162L85 159H82ZM194 155H195L196 158L194 157ZM196 155L200 156V158L198 156H196ZM19 156H20V154H19ZM84 156H83V158H84ZM188 156H190V157H188ZM89 157H91V158L88 159ZM191 157H194V158L190 159ZM223 157H224V159H223ZM183 158L185 160L188 159V160H186L187 161L186 163H185V160ZM227 158H228V161H227ZM37 159L39 160V162L37 161ZM59 159H58V161H60ZM81 159H82V163L84 162V164H82V165H81V162H80ZM200 159H202V160H200ZM210 159H212V160H210ZM225 159H226V161H222V160H225ZM76 160H77V158H76ZM84 160L86 161V165H85V161ZM189 160H191L193 162V164H197L198 162H200V163L202 162V164L198 163L197 164L198 166L197 165H193L192 162H190ZM229 160H231V161L229 162ZM32 161H31V163H32ZM65 161L68 164L67 163L65 164ZM205 161H207V162H205ZM217 161H219V162H217ZM36 162L41 165V162H40L39 157H36L34 163H36ZM60 162H62V161H60ZM210 162L211 163L213 162V164H211ZM39 164H37V165H39ZM57 164L58 163H56V167H57ZM214 164H215V166H214ZM216 164H217L218 168H217ZM189 165L190 166L192 165V166L190 167ZM201 165H205V166H201ZM84 166H86V167L88 166V168H90V170L87 168V170H88L87 171L86 170V167H84ZM193 166H194V168L192 170V167ZM198 167H202L201 170L204 171V172H202L200 170V168H198ZM213 167H215V168H213ZM219 167L220 168L222 167L223 169L222 168L219 169ZM91 168L93 169V171H92ZM184 168L187 169V171ZM26 169H29L28 166H27ZM181 169L183 171L184 170L185 171L183 172ZM188 169H191L192 171L191 170L188 171ZM207 169H208V171H207ZM29 170H31V168ZM79 170L81 172H79ZM180 170H181V172H179ZM194 170H196V171H194ZM205 170H206V173H205ZM56 171L58 172L57 168H56V170L54 172H56ZM59 171H61V170L59 169ZM84 171H86V173ZM175 171H176V173L177 172L178 173L176 174ZM89 172L90 173L92 172L93 175L90 174ZM185 172H186V174H185ZM187 174L190 175V177H188ZM225 174H227V175H225ZM90 175H92L94 178L92 176H90ZM173 175L174 176H176V175L179 176L180 175L181 178L180 177H177V176L174 177ZM203 176H205V177H203ZM51 177L50 178H47V179H51ZM193 177H194V180H193ZM212 178H213V180H212ZM217 178L220 179V181ZM90 179H92L93 181L90 180ZM95 179H96V181H95ZM170 179H171L172 183H171ZM172 179H174V180H172ZM184 179H186L185 182H183ZM179 180H181V181H179ZM200 180H201V182H200ZM173 181H175V182L173 183ZM191 181H193L194 183L191 182ZM206 181H208V182H206ZM85 182H86L87 185L85 184ZM92 182H94V183L92 184ZM113 182L114 183L117 182L118 184L117 185L116 184L113 185L114 184ZM176 182H177V184H176ZM203 182H204V184L202 185ZM226 182L228 183V185H226L227 184ZM3 183H5V184H3ZM20 183H22V186L20 185ZM45 183H49V184H46V189L44 190L45 192L43 194L50 193L51 192L50 190H52V186H51L52 185L51 184L52 183V179L51 180H47ZM206 183L207 184L209 183V184L207 185ZM218 184L220 185L221 188L219 187ZM229 184H231V185H229ZM47 185H48V187H47ZM170 185H171V187H170ZM181 185H182L183 189H182ZM223 185L225 187H223ZM23 186H24V188H21ZM62 186H64V184H62ZM83 186H85V189L83 188ZM114 186L115 187L117 186V189ZM66 187L67 188L69 187L71 190L69 188L68 189H65ZM196 187H198V188H196ZM215 187L217 189H220V190L218 191ZM16 189H18V191ZM23 189L26 190V191H24ZM75 189H76V191L77 190H80V191H77V193H76V191H74ZM82 189H84V190H82ZM171 189H174V190H171ZM221 190H223V191H221ZM117 191H118V193H117ZM121 191H123L124 193H120ZM226 191H227V193H226ZM21 192H23V193H21ZM158 192H160V191H158ZM215 192H216V194H215ZM73 193H74V195H73ZM82 193H84V195H82ZM168 193H169V195H168ZM195 193H196V195H195ZM205 193H206V195H205ZM208 193H209V195H208ZM99 194L101 196H99ZM79 195L81 196V198H80ZM102 195H103V197H102ZM116 195H117V197H116ZM118 195L119 196L121 195V198ZM60 196H62V197H60ZM123 196H125V199H124ZM130 196H131L132 199L129 198ZM24 197L27 198V199H25ZM58 197H59V200H57ZM220 198H221V200H220ZM64 199H66V200H64ZM133 199H136L137 202H135V200H133ZM25 200H26L27 203H25ZM63 200H64V202H63ZM118 200H120L121 202L118 201ZM131 200H133L134 203ZM203 200H204V202H203ZM176 201L178 203H176ZM55 202H56V204H54ZM125 202L126 203L128 202L130 204V206H127L126 207V205H129V204L128 203L126 204ZM57 203H58V205H57ZM108 204H109V206H108ZM137 204H138V206H137ZM148 204H149V207H150L149 209H148ZM154 204H156V205H154ZM175 204H176V206H175ZM208 204H212V205L209 207ZM133 205H134V209H133ZM157 205H158V209L156 207ZM161 205L163 206V208H162ZM54 206H56L57 208L54 207ZM153 206H155V207H153ZM203 206H204V208H203ZM124 207H126V209ZM131 207H132L133 210H131ZM135 207H137V208H135ZM128 208H130L131 212H130V210ZM197 208L199 210L200 209L201 210L199 211ZM202 208L204 210H202ZM216 208L217 209L219 208L217 210V212L220 215L221 214V212H219L220 207L217 206ZM35 209H36V211H35ZM124 210L127 211V212H125ZM128 210H129V212H128ZM141 210H143V211H141ZM144 210H147V211H144ZM149 210H151L150 211V212H152L151 214H150ZM165 210H166V212H165ZM54 211H56L57 213L54 212ZM70 211L71 212L73 211V212L71 213ZM132 211H133V214H132ZM194 211H195V213H193ZM204 211H205V214H203ZM163 212H165V213H163ZM129 213H131V214L127 218V215ZM134 214H136V215H134ZM152 214H153V216H151ZM195 214H196V216H195ZM133 215L135 217H137V218H135ZM84 216L87 217V219H85L87 223L84 222L85 221L84 220V218H85ZM141 217H142V219H141ZM161 217L162 218L164 217V218L162 219ZM55 218H57L59 221L57 219H55ZM72 218H73V220H72ZM131 218H133V219L131 220ZM170 218H171V220H170ZM154 219H156V222L154 221ZM172 219L175 220V223H174V221ZM187 219H188V221H187ZM88 220H89V222H88ZM162 220L165 223H163ZM194 220H195V222H193ZM95 221H97V222L95 223ZM106 221H108L109 223L108 222L105 223ZM150 221L151 222L153 221V222L150 223ZM166 221H167V223H166ZM136 222H137V224H136ZM143 222H144V224H143ZM154 222H155V224H153ZM190 222H192V223H190ZM99 223H100L101 226L99 225ZM187 223H190V224H187ZM93 224H95V225H93ZM87 225H88V227L85 228V226H87ZM113 225L115 226L114 228H113ZM145 225L150 226V227L145 228L146 227ZM163 225L165 226V228L162 229V227H164ZM90 226H94L95 228L94 227H90ZM139 227H141V228L139 229ZM177 227H178V229H179V227H182L184 229H179L181 231L180 232L177 229ZM191 227H192L193 231H192V229H190ZM54 228L56 230H54ZM91 228H93V229H91ZM116 228H117V231H116ZM144 228H145V230H144ZM59 229L62 230V231H60ZM85 229H88V230L90 229L89 232H88L89 235L86 234L88 230H85ZM149 229H151L150 232H149ZM111 230H113V231L115 230L114 231V232H116V233H114L115 235H113V232ZM52 232H54V233H52ZM147 232H149V233H147ZM177 232L179 234H177ZM92 233H93V235H92ZM109 233H111L112 235L109 234ZM49 234L50 235L52 234L53 236L51 235V237H50ZM189 234H190V237H189ZM177 235H178V237H177ZM109 236H110V238H108ZM164 238H165V240H164ZM193 238H194V240H193ZM217 238H215L213 240L215 242V243L213 242L214 245L217 244L216 247L220 250V252L224 253V251H225L224 255H230V251H231L230 246L229 245H225V243L223 241L221 242L220 237H217ZM169 239H170V241H169ZM218 243L220 244V246H219ZM146 244H147V247H146ZM165 244H167V245H165ZM176 245L178 247V250H177ZM79 247H81V248L79 249ZM180 247H181V249L179 250ZM184 248H185V250H184ZM190 248H192V249H190ZM182 249H183V251H181ZM222 249H224V250H222ZM169 250H170V252H169ZM193 250H195V251H193ZM72 251H73V253H72ZM166 251H167V253H166ZM184 251H185V253H184ZM158 252H159V254L160 253L161 254L159 255ZM163 252H164V255H162ZM180 252H182L183 254H181ZM175 253L176 254H179V255H176ZM192 253L195 254L194 255L195 257L192 256L193 255ZM152 254H154V255H152ZM170 254H173V255L170 256ZM156 255H158V257ZM167 255H168V257H166ZM180 255H183V256H186V257L190 256V257H188V259L191 258V260H185L184 259V260L178 261V258L177 257L180 256ZM154 256H156V257H154ZM172 256H174L176 258H174ZM170 257H171L172 260L170 259ZM61 258H62V260H61ZM168 258H169L170 261H168ZM160 259H161V262L163 260L162 263L160 262ZM155 260H156V262H155ZM164 261H166V263ZM223 262H225V261L222 260V261L218 262L217 264H221V263L222 264H225V263L227 264V262H225V263H223Z\"/></svg>",
    "mask_w": 264,
    "mask_h": 264
},
{
    "label": "bare ground",
    "instance_id": "obj_2",
    "mask_svg": "<svg viewBox=\"0 0 264 264\" xmlns=\"http://www.w3.org/2000/svg\"><path fill=\"white\" fill-rule=\"evenodd\" d=\"M2 1H4L3 3L5 4V2H7L5 5H7L8 3H12V4H15V1L17 2V3H19L17 0H15V1H13L12 2V0H2ZM1 0H0V2H2ZM24 1H27V3H28V5H29V2H31L32 4H35V5H37L38 7H46L47 5L49 6L50 4L52 5V1H54V0H24ZM60 1V0H59ZM22 1H20V3H21ZM57 2V1H56ZM189 2H190V0H189ZM23 3V2H22ZM9 5H11V4H8L7 6L9 7ZM24 5H26L25 3H24ZM27 6V5H26ZM30 7V6H29ZM181 7V6H180ZM186 8H187V6H185ZM186 8H183L182 10L184 11V9H186ZM178 9H179V7H178ZM177 9V10H178ZM0 11H2V10H0ZM10 11V10H9ZM187 11V10H186ZM31 12H32V9H31ZM182 12V11H181ZM4 13H5V11H4ZM4 13H0V23L2 22V24L5 22V20H6V22H7V16H8V18L9 17H13V16H9L8 15V10H7V15H3ZM183 14H185V12H182ZM12 14V13H11ZM183 14H181V16L183 15ZM187 14H188V12H187ZM13 15V14H12ZM186 15V14H185ZM185 15L184 16H182L183 18H185ZM3 16H6V18L5 17H3ZM2 17V18H1ZM3 18H5V19H3ZM179 18H181V17H179ZM183 18H181V19H183ZM3 19V20H2ZM10 19V18H9ZM8 19V22H10V20ZM190 19V18H189ZM186 20L188 21V19L186 18ZM186 20L185 19H183L182 21H184V23H186L187 24V22H186ZM13 20H11V22H12ZM48 21V20H47ZM64 21V20H63ZM5 22V23H6ZM51 22V21H50ZM189 22V21H188ZM43 23H45V22H43ZM58 23V22H57ZM178 23H180V22H178ZM191 23V22H190ZM1 24V25H2ZM7 24V23H6ZM9 24V23H8ZM7 24V27H9V25ZM11 24V23H10ZM13 24H15V23H13ZM18 24V23H17ZM53 24V23H52ZM63 24H65V23H63ZM63 24H60V25H63ZM19 25V24H18ZM30 25V24H29ZM33 25V24H32ZM181 25V24H180ZM182 25H184V24H182ZM20 26H22V23L20 24ZM19 26V27H20ZM24 26V28H25V25H23ZM53 26V25H52ZM66 26L68 27V23H67V25H65V27L64 28H66ZM185 26V25H184ZM184 26H182L183 28H184ZM190 26V25H189ZM10 27H12V28H14V25L13 26H11L10 25ZM18 27V28H19ZM29 27V26H28ZM58 27V26H57ZM61 27V26H60ZM186 28H185V31L187 30V27H188V25H186L185 26ZM4 28H5V30L7 29L6 28V26L4 25ZM4 28L2 27V28H0V30L2 31V30H4ZM16 29H17V27H15ZM34 28V27H33ZM40 28V27H39ZM47 28V27H46ZM54 28V27H53ZM52 28V29H53ZM62 28H63V26H62ZM64 28H63V30H64ZM146 28H148V27H146ZM146 28L143 30L142 29V32H143V35H144V37L146 36L147 37V35H148V29L146 30ZM153 28V27H152ZM151 27L149 28V29H151V31L154 29H152ZM179 28V27H178ZM183 28H182V30H183ZM259 28V27H258ZM19 29H22L21 27L19 28ZM18 29V30H19ZM37 29V28H36ZM43 29V28H42ZM41 29V30H42ZM48 29V28H47ZM51 29V30H52ZM55 29V28H54ZM58 29H61V28H58ZM68 29V28H67ZM67 29L65 30V31H67ZM262 29V28H261ZM9 30H10V28H9ZM8 30V31H9ZM40 30V31H41ZM59 31V33H62V32H65V31ZM145 30H146V32H147V34H146V32H145ZM181 30V31H182ZM189 30V29H188ZM187 30V31H188ZM195 30V29H194ZM194 30L192 29V31L194 32ZM260 30V29H259ZM11 31H14L13 32V34L15 33V29H12ZM38 31V30H37ZM36 31V32H37ZM48 31H50V30H48ZM70 31H71V29H70ZM69 31V32H70ZM78 31V30H77ZM154 31V30H153ZM184 31V30H183ZM185 31H184V33H185ZM186 31V32H187ZM189 31H191V30H189ZM188 31V32H189ZM196 31V30H195ZM5 32V31H4ZM7 32V31H6ZM20 32H22V31H20ZM18 33V31H17V33L18 34H16V37H15V34L13 35V37H15V38H17V35H21V36H24V35H22V34H25L24 33V30H23V33ZM27 32V31H26ZM29 32V31H28ZM54 32H56V31H54ZM141 32V33H142ZM178 32H180V30L178 31ZM252 32V31H251ZM250 32V33H251ZM263 32V31H262ZM2 33H3V31H2ZM10 33V32H9ZM9 33H3V35L4 34H6V36H9V39H11V41L13 42V40H12V38L13 37H11L10 38V35H12V32H11V34L10 35H7V34H9ZM40 33H42V32H40ZM46 33V36H47V32H45ZM44 33V34H45ZM52 34V32H49V34ZM58 33V32H57ZM66 33V32H65ZM72 33H73V31H72ZM72 33L70 32V34L72 35ZM151 32H149V35H151L150 34ZM154 33V32H153ZM158 32L156 31V34H157ZM238 33V32H237ZM34 34V33H33ZM36 34V33H35ZM62 34H64V33H62ZM61 34V35H62ZM74 34V33H73ZM155 34V33H154ZM181 34V33H180ZM241 34H242V32H241ZM241 34H240V36H241ZM256 34V33H255ZM2 35V34H1ZM30 36H32V34H29ZM38 35H39V33H38ZM37 35V36H38ZM60 35V34H59ZM59 35L57 36V37H59ZM65 35V34H64ZM68 35V34H67ZM80 35H81V33H80ZM187 35H188V33H187ZM192 35V34H191ZM195 35H197V33L195 34ZM200 35V34H199ZM235 35H236V37H237V35L239 36V33L238 34H234V37H235ZM244 35H245V33H244ZM243 35V36H244ZM5 36V35H4ZM4 36H2V38L4 37ZM34 36V35H33ZM45 36V37H46ZM63 36V35H62ZM69 37H70V35H68ZM140 36V34L136 37V38H138ZM183 36H185L184 34H182V36H181V38H180V40H182V37ZM213 36V35H212ZM211 36V37H212ZM222 36V35H221ZM221 36H219L220 38H221ZM242 36V38H245V37H243ZM247 36V35H246ZM260 36H261V34H260ZM19 37V36H18ZM35 37V36H34ZM34 37H32V38H34ZM45 37L43 38V40L45 39ZM56 37V36H55ZM61 37V36H60ZM79 37H81V36H79ZM142 37L143 36H141V40H144V39H142ZM150 37V36H149ZM149 37H147V38H149ZM186 37H188V36H186ZM195 37V36H194ZM197 37V39H198V36H196ZM204 37V36H203ZM202 36H201V38H203ZM206 37V36H205ZM204 37V38H205ZM210 37V38H211ZM215 37V36H214ZM235 37V38H236ZM249 37V36H248ZM258 37H259V35H258ZM6 38V37H5ZM20 38L21 37H19V39L17 40V39H15V41L17 40V41H19L20 40ZM23 38V37H22ZM21 38V40H23ZM27 38V37H26ZM29 38V37H28ZM27 38V39H28ZM51 38V37H50ZM49 38V39H50ZM63 38V37H62ZM66 38V37H65ZM133 38V37H132ZM131 38V39H132ZM157 38V37H156ZM156 38L154 39V38H150V40L152 39H154V40H156ZM200 38V37H199ZM228 38V37H227ZM233 38V37H232ZM234 38V39H235ZM256 37H254V39H255ZM9 39H8V41H9ZM30 39V41L32 40L31 38H29ZM47 39V38H46ZM52 39V38H51ZM146 39V38H145ZM171 39V38H170ZM169 39V40H170ZM174 39V38H173ZM188 39V38H187ZM191 39V38H190ZM190 39H188V41L190 40ZM196 39V38H195ZM207 39V38H206ZM209 39V38H208ZM217 40H218V43H219V38L217 37L216 38ZM223 39V38H222ZM224 39H226V38H224ZM246 39H247V37H246ZM6 40V39H5ZM135 40V39H134ZM139 38L138 39H136V42H138V44H140V42L141 43H143V41H141V40H139ZM179 40V41H180ZM214 40V39H213ZM231 40V39H230ZM233 40V39H232ZM232 40H231V42H232ZM245 40V39H244ZM253 40V39H252ZM251 40V41H252ZM11 41H10V43H11ZM14 41V42H15ZM16 41V42H17ZM128 41H130V40H128ZM145 41H147V39L145 40ZM144 41V42H145ZM182 41H184V47H182L181 48V50L183 49V52H182V54L184 53V50L186 51V49L185 48H187L186 47V42H187V40H186V38H184L183 37V40ZM181 41V44L183 43ZM191 41V40H190ZM192 41H195V40H193L192 39ZM199 41V40H198ZM198 41H196L195 43H197ZM204 41H207V40H204ZM209 41H210V39H209ZM212 41V40H211ZM234 41V40H233ZM247 41H248V39H247ZM250 41V40H249ZM248 41V42H249ZM1 42V41H0ZM6 42V41H5ZM22 42V41H21ZM23 42H24V40H23ZM29 42V41H28ZM50 42V41H49ZM135 42V41H134ZM135 42V43H136ZM151 42V41H150ZM149 40L147 41V43H145V46L148 44V47H149ZM153 42V41H152ZM169 42V41H168ZM223 42H225V40L223 41ZM223 42H222V40H220V43H222V45H223ZM226 42L228 43V42H230V41H228V40H226ZM226 42L224 43V45L226 44ZM230 42V43H231ZM238 42H239V39H238ZM241 42H242V40H241ZM2 43V42H1ZM7 43V42H6ZM20 43V42H19ZM30 43V42H29ZM34 43V42H33ZM51 43V42H50ZM130 43V42H129ZM134 43V44H135ZM156 42L154 41L153 42V44H151L152 46L155 44ZM189 43V42H188ZM207 43H208V41H207ZM210 43V42H209ZM245 44H243L242 46L240 45V49H239V51H238V55H236V58H233V61L232 60H230L229 58V60L230 61H228V62H231V72L229 71L228 72V70H227V68H228V62H227V60L225 59L224 61H226L227 63H225L224 65H226L227 66V68H226V70H227V72L225 71V67L226 66H221L220 65V69H221V67H223V71H225L226 72V74H225V72H223L224 74H222V75H219V74H221V73H219L218 75H216V76H214V78H212V82H215L216 84H214V83H212V85L214 84V85H216V88L215 87H213L214 88V90L213 91H215V89H216V92H214L212 95H213V98L211 99H209V98H206L205 96L202 98L201 96H199L200 95V92L198 93V90H199V88H198V79H200V77L202 78V74H201V76H199V78H198V75H199V71L197 70V66H199L198 65V62H199V58L200 57H202V59H204L203 58V56H198L197 55V53L196 52H194L193 53V49H194V47L195 46H193V51L191 52V54H190V52H188L189 54H190V56H189V59H187V54H185V56H187V57H185L186 59H184V62H181V61H183V60H181L180 62L181 63H184L183 64V66H184V68H183V70H182V73H183V75H182V78L180 79L179 78V73H177L178 75V81L180 80V83L179 82H177L176 80H177V78H176V80H174V75L176 74L175 72L177 71V69L175 70V72H173V73H171V71L169 72V73H171V75L172 74H174L173 75V77H171V78H173L172 79V81H171V78L169 79V77L167 78V76H165L164 74V76L167 78V80L169 79L170 81H169V84H171L172 86H174L173 84H172V82L174 83L175 82V85H176V82L177 83H179V87H176V86H174V87H176L177 89L179 88V90H178V99L176 100V102H174L175 103V106L177 107V110H173L174 112L176 111H178L177 113H176V115L177 116H175V118L173 117V119H170V118H172V116H170L169 115V113H170V111H169V108H170V105L175 109V107L173 106L174 104L172 103V98H170V94H172V93H170V94H168V96H167V92L166 91H163V94L165 93L166 95H164V97L165 96H167V97H169L170 98V102L168 101L169 100V98H167V103L166 104H168V103H170V105H169V108H167V109H165L164 111V114H163V109H162V107H160V108H154V105H153V108L155 109V110H161L160 112L163 114L162 116H163V118L164 119H162V117L160 116V115H158V114H156L157 113V111H156V115L153 113L154 112V109H153V111L151 112L153 115V117L152 118H149V119H153L155 116L157 117V116H159L158 117V119L160 118V122L159 121H154V123H153V121H151V120H149L150 122H152L153 124H155L154 126H151L152 128V133H155V132H160V130H161V132H162V136H159V137H157L155 134H152V135H154L151 139H149L150 138V136H149V138H148V135H149V133L151 132V129L150 128H148V131H150L149 133H147V131H146V128L147 127H149L148 125H147V127L145 128V133H147V136H146V134H145V136L147 137V139L148 140H144L142 137L141 138H139L140 136H141V134H142V130H141V133L139 132V127L140 126H138V125H136V127H138V128H135L136 130L138 129V132L137 133H139V137H137L136 136V138L134 139V141L132 140V142H133V149H132V151L130 150V154L128 155V156H125L126 157V159H123L122 157H121V159H120V157H116V158H108L107 159V161H105L104 163V165H103V159H101V157H102V154H100V156H96L95 155V159L93 160V164L91 163H89L88 162V160L87 159H85V156L84 155H82V159H85L87 162H88V164L89 165H93L92 167H94L95 169H94V171L96 172L97 171V168L96 167H98L99 166V169H98V176L100 177V175L99 174H101V175H108L109 176V178H110V180H111V184H112V180H117L118 181V183H120V184H118L117 182L116 183H114L113 185H120L119 187L121 188L120 190H123V189H126L125 190V192L127 191V190H129L130 191V193H131V195H134V197H138V199H140L141 198V196L143 195V194H150V195H154L155 197H158V195L159 194H162L167 188L164 186V185H160V186H157L156 184H160V183H158V181H160V182H162L163 181V178L164 177H167V179H169V177H170V173H171V171L173 172V170L175 169L176 170V167H180L179 165L180 164H184V162H182L183 160H181L180 159V157L182 156V154L185 152L186 153V151L187 150H191V152L192 151H194V150H192V149H198V150H202V154H204V158H205V156L206 155H208V151L210 150V148L212 147L211 146V143L212 144H214L213 142H215V141H212L211 143H210V141H211V139L213 138V137H216V136H214L215 135V133L216 132H219V134H218V136L220 137L221 136V134L224 136V141L225 142H222V143H218L217 141L215 142V143H217L218 145H216V147H214L215 148V152H213L212 153V150L210 151V154L212 153L213 154V157L214 158H212V159H210V160H212V161H215L216 160V158L219 156V155H221V149H223V147L225 146L226 148H228V146L226 145V144H229V143H231L230 145H232L233 144V149H232V151L234 150V152H236V154H235V156H237V159H236V161H235V163L233 164V169L231 170L232 171V173H231V175H229V177L227 176L226 178H227V180H229V179H232V187H231V189H232V192L230 193V191H229V193H227V191H226V195L225 196H223L222 195V197H224V199H223V201H222V203H224V201H225V204H223V205H221L220 203H219V205H216L215 206V208L217 207V206H219L220 207V210H219V212H221V214L219 215V213L217 212V210L219 209H215L214 207H213V211H211L212 210V208H210L209 210H210V213L209 214H207V216H204L203 218H202V220L200 221V225H199V228H197V230H194V231H196V239H195V241H193V242H195V246L194 247H192V248H194V249H196V252H197V255H196V257L194 256L195 254H193L192 256L193 257H195L194 259H192L191 260V258H189L188 259V257H190V256H188V257H186V256H183V255H180V256H178L177 258H178V261H180V260H191V262H189V263H186L185 262V264H217L218 262H220V261H222V260H224L225 262H227V264H264V37H262V38H260V39H257V40H253V42H250V43H247L246 41L244 42ZM2 44H4V43H2ZM21 44V43H20ZM127 44V43H126ZM130 44H133V42L132 43H130ZM168 44V43H167ZM181 44H180V46H181ZM190 45H189V47L191 46V42L189 43ZM198 44H200V43H198ZM211 44V43H210ZM213 44H215V43H213ZM213 44H212V46H213ZM232 44V43H231ZM234 44V43H233ZM5 45V44H4ZM8 45V43L6 44V46ZM11 45V44H10ZM31 45V44H30ZM136 45V44H135ZM144 45V44H143ZM143 45H141V48H142V46ZM150 45V46H151ZM156 46L154 47V48H156L157 47V44H155ZM170 45V44H169ZM183 45V44H182ZM204 45L205 44H203V47H204ZM217 42H216V44H215V47H213L212 48V50L213 49H215V48H218L217 46ZM219 45V44H218ZM238 45V44H237ZM29 46V45H28ZM27 46V47H28ZM31 46H33V45H31ZM30 46V47H31ZM35 46V45H34ZM127 46V45H126ZM129 46H131V45H129ZM151 46V47H152ZM164 46V45H163ZM168 46V45H167ZM187 46H188V44H187ZM197 46V45H196ZM200 46V45H199ZM198 46V47H199ZM230 46V45H229ZM228 46V47H229ZM235 46V45H234ZM3 47V46H2ZM15 47V46H14ZM22 47H23V45H22ZM24 47H26L25 46V44H24ZM24 47H23V49H24ZM29 47V48H30ZM125 47V46H124ZM132 47V46H131ZM134 47L136 48V46H134L133 45V49H134ZM138 47V46H137ZM144 47V46H143ZM172 47H173V45H172ZM171 47V48H172ZM221 47V46H220ZM224 47H226V46H224ZM227 47V48H228ZM232 47V45L230 46V48ZM1 48V47H0ZM10 48H13V47H9V49L8 50H10ZM19 48V47H18ZM46 48V47H45ZM139 48H140V46H139ZM139 48H136V49H138L139 50ZM140 48V49H141ZM145 48V47H144ZM153 48V47H152ZM151 48V49H152ZM165 48H166V46H165ZM192 48V47H191ZM200 48V47H199ZM201 48H202V44H201ZM207 48V47H206ZM221 48H223V46L221 47ZM17 50V48H14V49H11V50ZM20 50H23V49H21V48H19ZM35 49V48H34ZM51 49V48H50ZM127 50L128 49H130V51H131V49L132 48H126ZM125 49V50H126ZM146 49V48H145ZM148 49H150V48H147L146 49V51L148 50ZM159 49V48H158ZM167 49H168V47H167ZM188 49H190V48H188ZM187 49V50H188ZM203 49V48H202ZM205 49V48H204ZM210 50H211V46H210V48H209ZM226 49V48H225ZM224 49V50H225ZM235 49H236V46H235ZM234 49V50H235ZM2 50V49H1ZM1 50H0V54H1ZM4 50V49H3ZM6 50H7V48H6ZM10 50V51H11ZM16 50L14 51V52H16ZM25 50H26V48H25ZM27 50H29V49H27ZM43 50L44 49H42V51H41V53H43ZM125 50H123L124 52H125ZM142 51L144 50V49H141ZM153 50V49H152ZM155 50V49H154ZM191 50V49H190ZM196 51H197V49H195ZM212 50H211V52H212ZM218 50H220V48L219 49H217V51ZM230 50V49H229ZM232 50H233V48H232ZM232 50H230L231 52H232ZM233 50V51H234ZM237 50H238V47H237ZM236 50V51H237ZM18 51V50H17ZM29 51H31V49L29 50ZM29 51H27V52H29ZM35 50H33V52H34ZM39 51V50H38ZM44 51H46V50H44ZM48 51H50V50H48ZM129 51V50H128ZM130 51H129V53H130ZM134 51H136L135 49L133 50V52ZM141 51V52H142ZM145 50H144V52H142V56H143V54L145 53L146 55H148L147 54V52H146ZM167 51V50H166ZM172 51V50H171ZM205 51H206V49H205ZM209 51V50H208ZM215 51H216V49H215ZM214 50H213V52H215ZM222 52L221 53H223V52H225V51H223V50H221ZM227 51V50H226ZM21 52V51H20ZM19 52V53H20ZM24 53L26 52V51H23ZM23 52H21V53H23ZM27 52H26V54H27ZM51 52H52V49H51ZM122 52V51H121ZM137 52H139V51H137ZM149 52V51H148ZM150 52H153V51H150ZM150 52H149V54H150ZM198 52V51H197ZM212 52V53H213ZM4 53H5V51H4ZM8 53V52H7ZM7 53H5V54H3L2 55V59H1V61H0V71H1V68H2V70H4L3 68V66H5V69H6V67L8 66V65H6L5 63H6V60H10V61H12V59H8V58H6L5 57V55H8V56H10V53L9 54H7ZM18 53V54H19ZM20 53V54H21ZM24 53H23V55H24ZM31 53V52H30ZM35 54H36V51L34 52ZM45 53V52H44ZM49 53V52H48ZM53 53V52H52ZM128 53V54H129ZM132 53V52H131ZM201 53V52H200ZM202 53H204V52H202ZM212 53H211V55H212ZM216 53V52H215ZM220 53V54H221ZM229 53V52H228ZM235 53V52H234ZM11 54H14L12 51H11ZM16 54H17V52H16ZM19 54V55H20ZM126 54H127V51H126ZM132 54H135V52L134 53H132ZM132 54H130V56L132 57ZM144 54V55H145ZM167 54V53H166ZM180 54H181V52H180ZM210 54V53H209ZM218 54H219V52H218ZM223 54H225V53H223ZM232 54V53H231ZM236 54V53H235ZM234 54V55H235ZM22 55V54H21ZM28 55V54H27ZM32 55V54H31ZM37 55H38V53H37ZM91 55V54H90ZM136 55V54H135ZM140 55V54H139ZM174 55V54H173ZM184 55V54H183ZM183 55H181L182 57H183ZM214 55V54H213ZM216 55V54H215ZM214 55V56H215ZM1 56V55H0ZM7 56V57H8ZM16 55H14V57H15ZM29 56H30V54H29ZM40 56V55H39ZM49 56V55H48ZM52 56V54L50 55V57ZM55 56V55H54ZM94 56V55H93ZM93 56H91V58L93 57ZM98 56V55H97ZM125 56V55H124ZM123 56V57H124ZM127 56V55H126ZM141 56V57H142ZM150 56H152L151 54H150ZM168 56V55H167ZM205 56V55H204ZM220 56L221 55H218L217 56V58L219 57V59H217V62H218V60H220L221 58H220ZM224 56V55H223ZM222 56V57H223ZM226 56H227V53H226ZM228 56H229V54H228ZM11 57H13V55L11 56ZM13 57V59L15 60V58ZM22 57V56H21ZM21 57H19L18 56V58H21ZM23 57H26V59L28 58L26 55H24ZM22 57V61L21 62H23V63H26L25 65V67L27 68L28 66L27 65H29L30 64V62H29V64H28V61H23V59H25V58H23ZM43 57H45V54H43ZM101 57V56H100ZM131 57H129V59L131 58ZM133 57H135L134 55H133ZM140 57V56H139ZM210 57V56H209ZM229 57H232V56H229ZM235 57V56H234ZM10 58V57H9ZM32 58V59H31ZM47 58H49V57H47ZM94 58H96L95 56H94ZM115 58V57H114ZM125 58V57H124ZM178 58V57H177ZM180 58V57H179ZM184 58V57H183ZM212 58V57H211ZM225 58V57H224ZM30 59L32 60V62H33V64H34V62H36V64L37 65H35V66H40L41 64L40 63H42V62H44L43 61V58H42V61L39 63L38 62V60H39V57H37V58H33V56H30V58H29V61H30ZM41 59V58H40ZM51 59V58H50ZM52 59H53V56H52ZM51 59V60H52ZM63 59H65V58H63ZM87 59H88V57H87ZM99 59H101V58H98L97 60H99ZM104 59V58H103ZM132 59H134V58H132ZM214 59V58H213ZM212 59V60H213ZM232 59V58H231ZM235 59V60H234ZM237 59V60H236ZM16 60H18L17 58H16ZM28 60V59H27ZM48 60V59H47ZM50 60V61H51ZM54 60V59H53ZM90 60V59H89ZM96 60V59H95ZM131 60V59H130ZM137 60V59H136ZM178 60H180V59H177V61ZM190 60V61H189ZM207 60H208V58H207ZM210 60V59H209ZM208 60V61H209ZM211 60V61H212ZM49 61V60H48ZM65 62H66V59L64 60ZM93 62H95L94 60H92ZM106 61H108V60H106ZM132 61V60H131ZM134 61H135V59H134ZM138 61V60H137ZM176 61V62H177ZM189 61V62H188ZM210 61V62H211ZM215 61H216V59H215ZM7 62H9V61H7ZM32 62H31V65H30V68H31V66H32ZM57 62H58V59H57ZM56 62V63H57ZM96 62H98V61H96ZM95 62V63H96ZM102 63H103V61H101ZM100 62V63H101ZM201 62V65H202V67L203 66H205L206 67V64H204L203 65V63L204 62H206V61H200ZM199 62V63H200ZM209 62V63H210ZM214 62V61H213ZM220 62V61H219ZM11 63V62H10ZM12 63H14V62H12ZM19 63V65L20 64H22V63H20V62H18ZM18 63H14V65L16 64H18ZM38 63H39V65H38ZM51 63H52V61H51ZM54 63V62H53ZM55 63V64H56ZM61 65L59 66V68L60 69H62L64 66H66V63L65 64H63V63H61V62H59ZM58 63V64H59ZM90 63H92L91 61H90ZM99 63V62H98ZM102 63H101V68H102ZM106 62H104V64H105ZM114 63H115V61H114ZM135 63H136V61H135ZM178 63H179V61H178ZM208 63V62H207ZM214 63H216V62H214ZM221 63V62H220ZM43 64V63H42ZM47 64V63H46ZM50 64V63H49ZM89 61H88V63H87V66L89 67ZM104 64H103V67H104ZM111 64V63H110ZM171 64V63H170ZM177 63H175L174 65L177 67L178 65H176ZM212 64V67H213V63H211ZM222 64V63H221ZM11 65V64H10ZM10 65L8 66V67H10ZM18 65V66H19ZM22 65H24V64H22ZM22 65H21V67H22ZM63 65V67H61ZM94 66L95 65H97V64H93ZM93 65H92V67H93ZM173 65V68L175 67ZM179 65H181V64H179ZM217 65V64H216ZM218 65H219V63H218ZM42 67L44 66V65H41ZM40 66V67H41ZM57 66V65H56ZM99 66V67H100ZM106 66V65H105ZM7 67V68H8ZM13 67V68H12ZM16 67V66H15ZM25 67H23V68H25ZM51 68V66H49L48 65V67H45V69L46 68ZM53 67V66H52ZM92 67H90V68H92ZM109 67V66H108ZM175 67V68H176ZM201 67V66H200ZM205 67H203V68H205ZM215 67V66H214ZM230 67V66H229ZM11 68L12 69H14V66H11ZM17 68V67H16ZM15 68V69H16ZM20 68V67H19ZM34 68V67H33ZM38 68V67H37ZM50 68H49V70H50ZM55 68L56 67H54V70H51L50 71V73L52 74V73H56L57 71H55ZM58 68V67H57ZM58 68V69H59ZM65 68V67H64ZM63 68V69H64ZM95 68V67H94ZM93 68V69H94ZM101 68H100V71H101ZM106 68V67H105ZM110 68V67H109ZM109 68H108V70H109ZM191 69V71H190V73H189V70ZM208 68V70L210 69V66L209 67H207ZM51 69H53V68H51ZM59 69V71L61 72V70ZM62 69V70H63ZM172 69V68H171ZM182 68H180V70H181ZM199 69V68H198ZM201 69V68H200ZM212 69V71L213 70H215V69H218V70H220L218 67L217 68H211ZM7 70V69H6ZM9 70H10V68H9ZM9 70H7V71H9ZM23 70V69H22ZM26 70V71H25ZM29 67L27 68V69H24V71H21L20 72V70H19V73L17 72L18 70H16V74H18V75H22V74H20V73H22V72H29V73H33V71L35 70V69H33V71H32V69H30L29 71ZM47 70V69H46ZM49 70H47L46 72H44V73H47ZM57 70V69H56ZM95 70H97L98 71V68L96 67V69ZM103 70V69H102ZM180 70H179V72H180ZM207 70V69H206ZM206 70H204V71H206ZM207 70V71H208ZM31 71V72H30ZM52 71H54V72H52ZM64 71H66V68L64 69ZM105 71V70H104ZM198 71V72H197ZM203 71V69H202V72H204ZM2 73H3V71H1ZM10 72V71H9ZM11 72H12V70H11ZM10 72V73H11ZM63 72V71H62ZM67 72V71H66ZM165 72V71H164ZM178 72V71H177ZM208 72H210V71H208ZM207 72V74H210V73H208ZM215 71H213V73H214ZM217 72V71H216ZM218 72H220V71H218ZM5 73H6V71H5ZM4 73V74H5ZM15 73V72H14ZM13 73V74H14ZM65 73V72H64ZM168 73V72H167ZM197 73H198V75H197ZM201 73V72H200ZM206 73V72H205ZM212 73V74H213ZM3 74V75H4ZM8 74V73H7ZM7 74H5V76L7 75ZM23 74H25L26 75V73H23ZM36 74V76L35 75H33V74H31L32 76H35L36 78H31V79H35L34 81H38V78L40 77V75H39V77H37L38 75H37V73H35ZM60 74V73H59ZM98 74H100V73H98ZM166 74V73H165ZM206 74V75H207ZM216 74V73H215ZM3 75H1L0 76V90L2 89V88H5V90H13V94H11V92L10 91H8V92H10V94L9 93H7V92H4V94L5 93H7V94H9V95H7V94H5V96L7 95L8 97L11 95H15L17 98L16 99H18V100H16L15 99V96L13 97V102L12 101H10L12 104L14 103V101L15 102H21V104L23 103V101L21 100L22 99V92L19 90V85L22 83V81L24 80V78L26 77V79H27V77L29 76V78H30V75L28 74V76L26 75L24 78H22L23 80L22 81H20L21 83H17L18 82V80H16L17 79V77L15 78V80H14V78L12 79V81H14V83H15V81H17L16 83H17V85H14L13 83H11V79H9L8 78V80H10V84L8 85V83H6L5 81H7L4 77H3ZM9 75V74H8ZM47 75H48V73H47ZM61 75V74H60ZM63 75V74H62ZM167 75V74H166ZM170 75V76H171ZM203 75H204V73H203ZM12 75L10 74V76L9 77H11ZM50 76V75H49ZM177 76H175V77H177ZM208 76V75H207ZM206 76V77H207ZM210 76H212V75H210ZM48 76H46V78H47ZM7 78V77H6ZM21 78L19 79V80H21ZM44 78V77H43ZM198 78V79H197ZM56 79V78H55ZM54 79V81L56 82V80ZM165 79V78H164ZM204 79H206L205 77H204ZM203 78H202V82H204L205 80H204ZM3 80H4V82L6 83V85H8V86H5L4 87V84H3ZM28 80H30V79H28ZM48 80H49V77H48ZM57 80H59V79H57ZM204 80V81H203ZM209 80H210V78H209ZM30 81H33V80H30ZM33 81V82H34ZM42 81H44L43 83L45 84L46 82H45V80H43V79H39V82L41 83ZM53 81V82H54ZM208 81V80H207ZM207 81H206V83H207ZM49 82H50V80H49ZM54 82V84L56 85L57 83L59 84L60 83V80H59V82H57V83H55ZM165 82V81H164ZM164 82H162L163 83V86L164 85H167L166 83L164 84ZM167 83H168V81H166ZM15 83V84H16ZM27 83H28V81H27ZM27 83H26V81H24L23 83H22V87H23V85H26V87L28 86V85H30V84H28L27 85ZM40 83H39V85H40ZM48 83V82H47ZM51 83V82H50ZM49 83V84H50ZM206 83H203V84H205V85H209L208 83L206 84ZM32 84V83H31ZM34 84V83H33ZM44 84H42V85H44ZM48 84V85H49ZM61 85H63L62 83H60ZM199 84H200V81H199ZM36 85H37V82H36ZM35 85V86H36ZM41 85V86H42ZM47 85V84H46ZM55 85H54V88L53 89H55L56 87H61V85L60 86H57L56 85V87H55ZM31 86V85H30ZM30 86H28V89H29V87ZM34 86V85H33ZM32 86V87H33ZM41 86H39V88H41ZM50 86H51V84H50ZM50 86H47V87H49L50 88ZM66 87V85H65V83H64V85L62 86V87ZM168 86V85H167ZM171 86V87H172ZM201 86V84L199 85V87ZM210 86V85H209ZM209 86H207L208 88H209ZM32 87H30V89L32 88ZM37 87H38V85H37ZM65 87H64V89H65ZM115 87V86H114ZM166 87V86H165ZM171 87L169 86L168 88L169 89H171ZM205 87V86H204ZM207 87H205V88H207ZM211 87V86H210ZM8 88V89H7ZM20 88H21V86H20ZM118 87H116V89H117ZM122 89H125V88H123V87H121ZM120 88V89H121ZM168 88H167V90H168ZM197 88H198V90H197ZM207 88V89H208ZM44 89H45V86H44ZM48 88H46V91H48L47 90ZM51 89V91H53L52 90V87L50 88ZM49 89V90H50ZM61 89H63V88H60L59 90L61 91ZM63 89V90H64ZM162 88H160V90H161ZM165 89V88H164ZM3 90V89H2ZM33 90H34V87H33ZM33 90H30V91H32V92H30L31 94L33 93ZM57 91V89H55L54 91H57L59 94H60V91ZM173 90V89H172ZM202 90V88H200V90L199 91H201ZM205 90V89H204ZM212 90V89H211ZM210 90V91H211ZM51 91H50V93H49V91H48V93L51 95L52 93H51ZM114 91V90H113ZM126 91H127V89H126ZM207 91H209V90H207ZM212 91V92H213ZM64 92H65V90H64ZM122 92V91H121ZM120 92V93H121ZM170 92H173V95L176 97V94H174V92H175V89L173 90V91H170ZM205 91H203V92H201V95H202V93H204ZM0 93H1V91H0ZM27 91L25 92V94H23V95H25L26 97H27ZM28 93H29V90H28ZM61 93H63V92H61ZM75 93V92H74ZM111 93H113L112 91H111ZM111 93H109L108 92V94H110L111 95ZM115 93V92H114ZM113 93V94H114ZM117 93L118 94H120L119 92H118V89H117ZM116 93V94H117ZM156 93H158V92H156ZM161 93H162V90H161ZM199 95H198V94ZM208 93V92H207ZM48 94V95H49ZM55 94V92L53 93V95ZM58 94V96H61V95H63V94H65L66 95V92L65 93H63V94H61V95H59ZM108 94H107V96H108ZM152 94V93H151ZM206 93H204V95H205ZM211 94V93H210ZM3 95V94H2ZM29 96H28V98H32L33 96H30V94H28ZM34 95V94H33ZM49 95V96H50ZM56 95H57V93H56ZM56 95H54V96H56ZM150 95V94H149ZM149 95H148V97H149ZM158 95H162V94H158ZM206 95H208V94H206ZM0 96H1V94H0ZM5 97V98H3V101H2V99L0 100V102L1 103H3V102H5V100H7L8 99V97ZM25 96H23L24 98H25ZM35 96V95H34ZM104 96V95H103ZM114 96V95H113ZM113 96H111V97H113ZM115 96H117V95H115ZM114 96V97H115ZM120 96V95H119ZM118 96V97H119ZM154 96H156V95H154ZM163 96V95H162ZM161 96V97H162ZM4 97V96H3ZM12 97H11V99H12ZM21 97V98H20ZM35 97H37V99H35ZM35 97H33V99L34 100H32V99H30V100H32V102H36L37 100H38V96L36 95ZM44 97V96H43ZM50 97H52V95L50 96ZM64 96H62V97H59L61 100H62V98H63ZM121 97V96H120ZM147 97V96H146ZM145 97V98H146ZM153 97V96H152ZM158 97V96H157ZM171 97H172V95H171ZM175 97H173V99L175 98ZM209 97V96H208ZM212 97V96H211ZM2 98V97H1ZM10 98V97H9ZM20 98V99H19ZM41 98V99H40ZM39 99L40 100H38L37 102H41L42 101V99L43 100H45L44 98H42V97H40ZM45 98H49V97H47L46 95H45ZM53 98H55L54 100H53ZM58 98V99H59ZM66 98V97H65ZM68 98V97H67ZM74 98V97H73ZM76 98V97H75ZM74 98V99H75ZM78 98V97H77ZM76 98V99H77ZM80 99H82L81 98V96L79 97ZM110 98V97H109ZM151 98V97H150ZM165 98V99H166ZM5 99V100H4ZM11 99H9V100H11ZM15 99V100H14ZM57 99V100H58ZM59 99V100H60ZM75 99V100H76ZM99 99H101L102 100V98H99ZM111 99H113V98H110V99H108V97H107V99H106V97H105V102L107 101V103L109 104L110 102H108V100H110L111 101ZM117 99H120V98H117ZM165 99H164V102H165ZM20 100V101H19ZM36 100V101H35ZM52 100L53 101H55L56 100V97H52ZM52 100H48L47 99V101L49 102V101H52ZM56 100V101H57ZM58 100V101H59ZM60 100V101H61ZM145 100V99H144ZM151 100V99H150ZM28 101V100H27ZM47 101H42V102H44L43 104H49V103H47ZM52 101V102H53ZM56 101H55V105L54 104H51V105H53V107L55 106V109H57V110H55L54 108V110L55 111H58V110H62V111H64V109H65V111L64 112H66V111H69L68 109L66 110V108L68 107V104H67V102L65 103L64 102V99L61 101L63 104H61V102H59L58 104H60L61 106L63 105H67V107L66 106H64L63 108L64 109H62V107L60 106V105H57L56 106ZM65 101H67V100H65ZM69 101V100H68ZM73 101V100H72ZM76 101H78V99L76 100ZM81 101V100H80ZM103 101H104V97H103ZM114 101V100H113ZM113 101H112V103H113ZM162 101V100H161ZM174 101V100H173ZM7 102V104L9 105V101L7 100L6 101ZM6 102L5 103H3V104H6ZM25 102V101H24ZM46 102V103H45ZM75 102V101H74ZM79 102V101H78ZM160 102V101H159ZM163 102V103H164ZM1 103H0V106H1ZM17 103H14L15 105H17ZM30 103V104H29ZM29 103H28V105H33V103L31 104V101H29ZM51 103V102H50ZM76 103V102H75ZM81 102H79V104H80ZM92 103V102H91ZM173 105H172V104ZM2 104V105H3ZM6 104V105H7ZM11 104V107H10V105H9V107L10 108H12L13 110H14V112H16L18 109H19V107H18V109L16 108V106L15 105H12ZM20 104V103H19ZM18 104V105H19ZM25 104H27V103H25ZM39 104V103H38ZM72 104H74V103H71L70 102V104H69V107L68 108H70V105L72 106ZM78 104V103H77ZM78 104V105H79ZM82 104V103H81ZM80 104V105H81ZM111 104V103H110ZM152 104V103H151ZM153 104H154V102H153ZM161 104V103H160ZM5 105V106H6ZM27 105V106H28ZM39 105H41V104H39ZM50 105V106H51ZM78 105H73L74 107H76L77 109H79V107L81 108L82 106H83V108H84V106H85V104L84 105H82V106H78ZM95 105H96V103H95ZM158 105V104H157ZM162 105V104H161ZM165 105V104H164ZM164 105H162V106H164ZM4 106V107H5ZM26 106V107H27ZM30 106L29 107H27V108H25L26 110H29V108H30ZM34 106V105H33ZM33 106H32V108H33ZM35 106H36V109H37V105L35 104ZM42 106V105H41ZM45 106V105H44ZM43 106V107H44ZM49 105H48V108L50 109L51 107H50ZM94 106V103H93V105H92V107ZM9 107H7V108H9ZM21 107V106H20ZM47 107V106H46ZM45 107V108H46ZM61 107V108H60ZM88 107H90V106H88ZM87 107V105H86V108H88ZM91 107V108H92ZM157 107V106H156ZM6 108V110H8ZM9 108V109H10ZM32 108L27 112V113H29V112H32ZM44 108V109H45ZM76 108H74V109H76ZM90 108V109H91ZM150 108V107H149ZM151 108H152V105H151ZM164 108H165V106H164ZM1 109V108H0ZM21 109V108H20ZM23 109H24V107H23ZM24 109V110H25ZM35 109V108H34ZM39 110L40 109H42V110H44L43 108H41V107H39L38 108ZM71 109H73V108H70V111H71ZM76 109V111L75 112H78V110ZM93 110H95V109H97V106H95V108H92ZM171 109V108H170ZM13 110H12V112H13ZM51 110V113H52V108L50 109ZM81 111H82V108L80 109ZM93 110H91L92 112H93ZM1 111V110H0ZM4 112H5V114L7 115L8 113H6L7 111H5V110H3ZM3 111H1V112H3ZM38 111V110H37ZM37 111L35 110V112L37 113ZM62 111H59L58 112V114L59 113H61ZM70 111L68 112V114H69V116L67 115V113H65L66 115H63L64 114V112L63 113H61L62 114V116H64V117H62L63 119L64 118H66L67 116H68V120L70 119V117L71 118H74V117H72V116H74V115H72V116H70L71 115V113H70ZM81 111H79V112H81ZM84 111V110H83ZM85 111H87V110H85ZM91 111H89L90 113H91V115H92V112ZM96 111V110H95ZM172 111V112H173ZM0 112V113H1ZM9 112V111H8ZM11 112V111H10ZM13 112V113H14ZM18 112V113H17ZM16 113L17 114H22V117H24V118H21V114H20V118L22 119V121H24V119H25V116H26V112H25V116L23 115L24 114V112H23V110L22 111H17ZM40 112H41V110H40ZM48 112H50V111H45L44 110V113H48ZM79 112L77 113L78 115H79ZM89 112H86V114L88 113L89 114ZM39 113V112H38ZM38 113L37 114H34V110H33V114L31 115V116H35V117H37V119H38V117L39 116H36V115H38ZM43 113V112H42ZM42 113H40V114H42ZM43 113V114H44ZM55 113V112H54ZM54 113H52L53 115H51L50 114V116H51V118H49V119H51V124L53 125L52 127H54V125L55 124H58L57 122H56V120H58V119H54L53 117H58L57 115V113H56V116H55V114ZM72 113H74V110H73V112ZM94 113V112H93ZM108 113H109V110H108ZM112 113V112H111ZM2 114H4V113H2ZM4 114V115H5ZM10 114H12V113H9L8 115H10ZM17 114H15V116L17 115ZM46 114L44 115L45 116V120L49 117V114H47L48 116H47V118H46ZM61 114H59V117L61 116ZM76 114V115H77ZM82 114L83 115H81V113H80V117L82 116V117H85L84 116V114H85V112L83 113L82 112ZM87 114V115H88ZM1 115V114H0ZM4 115L2 116L3 118H4ZM7 115V116H8ZM75 115V116H76ZM77 115V116H78ZM109 115V114H108ZM111 115V114H110ZM155 115V116H154ZM167 115H169L170 117H169V119L168 118H166V117H168ZM172 115H175L174 113L172 114ZM12 116V115H11ZM14 116V117H15ZM18 116V115H17ZM16 116V117H17ZM29 116V115H28ZM31 116H29L28 118L30 119L31 118ZM166 116V117H165ZM10 117V116H9ZM58 117V118H59ZM110 117H112V115L110 116ZM154 118V119H156L157 120V118ZM39 118H41V117H39ZM62 118L60 117V119H61V127H59V128H66V126H67V124L69 123V121L68 120H66V122L68 121V123H66V122H64V123H66V125H64V124H62L63 122L62 121H65V119L64 120H62ZM76 118V117H75ZM73 119V121H75L76 119ZM79 118V117H78ZM86 118H88L87 116H86ZM1 119V118H0ZM5 119V118H4ZM7 119V118H6ZM9 119V118H8ZM7 119V120H8ZM26 119H27V117H26ZM35 119V118H34ZM37 119H36V123L37 122H39L38 124L40 125V126H42L43 127V129L44 130H47V132H46V135H44V136H42V134L43 133H41V136H39V134H37V132L38 133H40V132H43L42 130V127L41 128H36V127H34V125H37V124H31L32 126V128H31V131L29 130V129H27L26 128V126H24V128H26V130H28V131H30L29 133H28V131H25V129H24V131H22L21 130V132L20 131H18L17 129V127L19 126V124L17 125V126H15L16 125V121H17V119H15L14 121V123H15V125H12V127L14 126V127H16V128H14V129H16L15 131H18V133L20 132L21 133V136L23 135V133L24 132H27L28 134H27V136H23V139H24V137H30V136H32V135H35V136H32L31 137V139H35L34 137H37V135L39 136V137H41V139H37L38 141L37 142H39V143H34L33 144V142L36 140H34V141H30V139L28 140V138H27V140H26V142H25V145L27 144V142H29L28 143V146L26 145V147H29V144H31V148H32V150L34 151H37V152H34L35 154L37 153L38 154V152L39 153H42L43 154V159L41 160V156H40V154L39 155H35L33 152V154L36 156V157H39V159H40V162H41V165L39 164V163H34V161H35V159H36V157L34 156V161H32V159H33V157H32V159H31V157H30V159H26L27 160V164L25 165V162H24V160H21V156H23V155H21V154H26L27 153V155H28V152H26L27 151V149H26V153H24V150H25V148H24V146L25 145H23V147H21L22 145L20 144V143H23L24 144V140L23 139H21V138H17L18 139V143H19V139H20V147L22 148H20L21 149V152L22 153H20V151L19 152H17V149L15 150V148H17L16 146H18L17 144L18 143H16L15 141H17V139L16 140H14L15 139V137H13V136H15L16 135V137H17V132L15 133V135L13 134V136L12 135H10L9 133H11L12 132V129L11 128H9V129H11V130H9L7 127H10L11 125H9L12 121H13V118L11 119V121H10V119H9V123H8V125L9 126H6V128L9 130V131H11V132H9L8 133V135H10V138H11V140H12V142L14 141V144H12L11 146L14 148V146L13 145H15V143H16V145H15V148L13 149L12 147H10L9 148V150L7 151V152H5V153H2V154H4V156L2 155L1 157H3L2 159L3 160H1L0 161V180L1 179H3V181H1V183L2 182H5L6 181V183H9V181H11V182H15V181H24V182H26L25 184H26V188H27V190L29 191V196L31 197V200H33V201H35V202H37V200L39 199V198H43V197H41V196H43L44 195V197H45V195L47 196L46 197V200H47V198L50 200V201H52L51 203H53L54 201H56V200H54V198L56 199L57 198V196L58 195H60L61 193L62 194H64L63 192H64V189L62 188V187H65V183H64V181L66 180H68V178H70L71 179V181H72V183H67L66 184V186H69V185H71L72 186V184L76 187V189L78 188V187H80V185H83L82 183H84V181H82V179H81V182L78 180V179H80L81 178V174H82V172L79 170V172H81V173H79L78 175H79V178L78 179H73L74 177H76V175H77V173H78V168L76 167V166H78V165H80V163L78 164V165H76V166H74L76 163H77V161H79L78 159H80L79 157H78V155L77 154H74V155H77V157H72L73 156V154H71V152H73L72 151V149L71 148H73V147H71V146H74V144L75 143H78V141H80V139L78 140V141H76V139H69L70 141L72 140L73 142H71V145H70V143H68L67 141H66V139L64 140L68 145H69V147H71V148H69L68 146H67V148H69L68 150H66V151H69L70 149V154L72 155V156H68L67 155V153H69V152H66V157H64L65 159L64 160H66V158H70V157H72L71 159H74V165H73V162L71 163L72 165L70 166V165H68L67 167H65L64 169L62 168H59L60 167V164L62 165V167H64V161L63 160H61V159H59L60 157H58V155L60 156L62 153H63V151H65V149H67V148H65L64 149V147H62L63 145V143H64V141H62L63 139L60 137L61 135L59 134V132H58V134L57 135H59V137L56 135L55 137H53V134L55 133L54 131V128L53 129H49L50 131L51 130H54L53 132L51 131V133H50V131L48 132V129L47 128H49V126H50V123H49V125H47L48 127L45 129L44 128V124H42V123H47L48 121H50V120H46V122H42L41 120H43L42 118L41 119H38V121H37ZM161 119H162V121H161ZM3 120V119H2ZM6 120V121H7ZM20 119H18V121H19ZM31 120H32V123H33V118L32 119H30V120H26V122L28 121V122H31ZM52 120H54V124L52 123ZM80 120V119H79ZM88 119H85L84 121L86 122V123H82V122H84L83 120H80V124H87V121ZM173 120H175V121H173ZM1 121V120H0ZM4 121V120H3ZM70 124H73V126L72 125H70L71 127L70 128H72V127H74L75 125H74V123L76 124L77 122H73L71 119H70ZM148 121V120H147ZM148 121V122H149ZM20 122H21V120H20ZM19 122V123H20ZM41 122V123H40ZM56 122V123H55ZM73 122V123H72ZM146 121H144V123H145ZM150 122H149V125H150ZM155 122H158V123H155ZM2 123V122H1ZM6 123V122H5ZM4 122H3V126H5L4 124H5ZM23 123V122H22ZM24 123H25V121H24ZM23 123V124H24ZM59 123H60V121H59ZM79 123L78 124H76L77 126H79ZM11 124H13V122L11 123ZM27 124H29V123H27ZM27 124H25V125H27ZM141 124V123H140ZM146 124H148V123H146ZM145 124V125H146ZM153 124H151V125H153ZM6 125H7V123H6ZM20 125L22 126V124L20 123ZM38 125V126H39ZM69 125V124H68ZM84 125V126H85ZM142 126L141 127H143V124H141ZM1 126H2V124H1ZM1 126H0V129H1V131H2V133H4V138L6 139V133L8 132L7 131V129L5 128V127H3V129L1 128ZM28 126H30V125H28ZM58 126H60V125H56V128L55 129H57L58 128ZM62 126H64V127H62ZM77 126H75L74 128H77L78 129V127ZM83 126V127H84ZM23 127V126H22ZM36 128V129H41L40 130V132L39 131H36V133H33L34 131H32V130H36V129H34V128ZM46 127V126H45ZM51 127V126H50ZM87 127H89L88 125H86V127H84V129H85V133H87L86 131H87ZM6 130H5V129ZM59 128H58V130H59ZM64 128V129H65ZM144 128V127H143ZM142 128V129H143ZM20 129H21V127H20ZM67 129H68V133L69 132H71V134L73 135L74 133H76V132H74V130H72L74 133H72V131H70L71 129H69V126L67 127ZM79 129H81V127L79 128ZM76 130V131H80V130ZM92 129V128H91ZM90 129V130H91ZM150 129V130H149ZM3 130H4V132H3ZM60 130H62V129H60ZM0 131V132H1ZM14 131V130H13ZM14 131V132H15ZM65 131H67L66 129H65ZM64 130H62V131H60V133L61 132H64V134L66 133ZM81 131H83V129L81 130ZM80 131V132H81ZM31 132H32V134H31ZM84 132V131H83ZM83 132H81V133H79V135H77V134H74L76 137H79ZM88 132H90L89 130H88ZM99 132V131H98ZM1 133V134H2ZM48 133V134H47ZM56 133H57V131H56ZM55 133V134H56ZM84 133V134H85ZM100 133H102L101 131H100ZM136 133V134H137ZM0 134V135H1ZM49 134H50V136H49ZM51 134H52V136H51ZM62 134V136H63V133H61ZM84 134H82L81 136H84ZM88 134V133H87ZM86 134V135H87ZM89 134H90V136H89ZM87 136H89L88 138H90V139H88L87 138V136H85V137H83L84 139H82V141H80L81 142V150H86V149H89L90 150V148H87V147H91L92 148V146H94V145H96L98 142H97V140L95 139L96 138V136H95V138L93 137V135H91V133H89ZM135 134V135H136ZM217 134V133H216ZM3 135V134H2ZM69 135L70 134H68V137H67V135H64V136H66V138H69ZM159 135V134H158ZM13 138H12V137ZM18 136H20L19 134H18ZM142 136H143V134H142ZM156 136V139L154 138ZM217 136V137H218ZM9 136H7V138H8ZM74 137V136H73ZM72 137V138H73ZM146 137H144V138H146ZM3 138V139H4ZM70 138H71V136H70ZM80 138H82V137H80ZM222 138V137H221ZM62 139V140H61ZM87 139V146L85 147V140ZM143 139V140H142ZM153 139V140H152ZM155 139V140H154ZM213 139H215L216 140V138H213ZM212 139V140H213ZM223 139V138H222ZM221 139V140H222ZM1 140V139H0ZM8 140L10 141V139L8 138ZM7 140V141H8ZM58 140H61L60 141V143L62 142V144H60L59 143V141ZM68 140V139H67ZM219 140V139H218ZM8 141V142H9ZM76 141V142H75ZM231 141V142H230ZM3 142L5 143V140H3ZM8 142H6L7 144H8ZM11 142V141H10ZM9 142V143H10ZM57 142L60 144V145H62L61 147H59L60 145H58L57 144ZM80 142H79V144H80ZM226 142H229V143H226ZM40 143H41V145L43 144V145H45L46 147H44L43 146V148H47V149H45V151H43L44 149L42 148V146L40 145ZM66 143H64V146H65V144ZM103 143V142H102ZM102 143H100V144H102ZM0 144L2 145L3 143L2 142H0ZM73 144V145H72ZM78 144V145H79ZM132 144V143H131ZM6 145V144H5ZM38 145H40V146H38ZM55 145H57V147H58V149L60 150V148H62V150H60V151H62V153L61 154H58V151L56 152V150H58V149H56L55 147ZM78 145L76 144L74 147H75V149H77V147H78ZM84 145V146H83ZM98 145V144H97ZM29 147V148H30ZM38 148V147H40V149L42 148V150H40V151H42V152H40V151H38V149H36V148ZM224 147V148H225ZM230 147V146H229ZM232 147V146H231ZM28 148V150H30V151H32L31 150V148L29 149ZM35 148V149H34ZM86 148V149H85ZM2 149L4 150V146H2ZM1 149V150H2ZM6 149V148H5ZM18 149H19V147H18ZM19 149V150H20ZM93 149V148H92ZM212 149V148H211ZM13 150H15V152L13 151ZM80 150V147H79V151H81ZM98 150H99V148H98ZM100 150H101V148H100ZM99 150V151H100ZM226 150H228V149H226ZM203 151H205L206 153H204ZM230 150H228V152H229ZM74 152H76L75 150H74ZM90 152V151H89ZM96 152H98L97 150H96ZM102 152V151H101ZM190 152V153H191ZM196 152V151H195ZM198 153H200V151H197ZM231 152V151H230ZM17 153H19L20 154V156H19V154H17ZM76 153H79V152H76ZM192 153H194V152H192ZM197 153V154H198ZM41 154V155H42ZM196 154V153H195ZM209 154V155H210ZM226 153H224V154H222L223 156L225 155ZM228 154V153H227ZM232 154V153H231ZM27 155H25V156H27ZM29 155H31V152L29 153ZM29 155H28V157H29ZM80 155V154H79ZM97 155H98V153H97ZM186 155H188V153L186 154ZM221 155V156H222ZM230 155V154H229ZM25 156H23V158L25 157ZM81 156V155H80ZM83 156H84V158H83ZM87 156V155H86ZM184 156H185V154H184ZM192 156V155H191ZM196 156H198V155H196ZM212 156V155H211ZM211 156H208V157H211ZM234 156V157H235ZM6 157V158H5ZM21 157V158H20ZM41 157V158H40ZM93 157V156H92ZM124 157V158H125ZM183 157V156H182ZM188 157H190V156H188ZM194 157H195V155H194ZM194 157H191L190 159H192V158H194ZM199 158H200V156H198ZM208 157L207 158H205L206 160L208 159ZM228 157V156H227ZM231 157V156H230ZM233 157V156H232ZM5 158V159H4ZM61 158H62V155H61ZM67 159L66 161H68V160H70V161H73V160H71V159ZM76 158H77V160H76ZM91 157H89L88 159H90ZM196 158V157H195ZM203 158V157H202ZM58 159L60 160V161H62V162H60V161H58ZM82 159H81V165L82 164H84V162L82 163ZM101 159V160H100ZM184 159V158H183ZM204 159V160H205ZM218 159H220L221 160V157L219 156V158ZM223 159H224V157H223ZM233 159V158H232ZM84 160V161H85ZM185 160V159H184ZM186 160H188V159H186ZM185 160V163L187 162ZM196 160V159H195ZM200 160H202V159H200ZM199 160V161H200ZM203 160V161H204ZM209 160V159H208ZM219 160V161H220ZM31 161H32V163H31ZM37 161L39 162V160L37 159ZM65 161V164L67 163ZM86 161H85V165H86ZM190 162H192L191 160H189ZM219 161H217V162H219ZM222 161H226V159L225 160H222ZM227 161H228V158H227ZM231 160H229V162H230ZM195 162V161H194ZM205 162H207V161H205ZM204 162V163H205ZM228 162V163H229ZM56 163H58L57 164V167H56ZM63 163V164H62ZM68 163H69V161H68ZM67 163V164H68ZM180 163V164H179ZM189 163V162H188ZM198 163H200V162H198ZM197 163V164H198ZM211 163V162H210ZM221 163V162H220ZM223 163V162H222ZM37 164H39V165H37ZM191 164V163H190ZM192 164H193V162H192ZM197 164H193V165H197ZM200 164H202V162L200 163ZM206 164V163H205ZM211 164H213V162L211 163ZM210 164V165H211ZM219 164V163H218ZM187 165V164H186ZM209 165V166H210ZM222 165V164H221ZM230 165V164H229ZM26 166V167H25ZM27 166H28V168L30 169L31 168V170H29V169H26L27 168ZM66 166V165H65ZM190 166V165H189ZM192 166V165H191ZM190 166V167H191ZM198 166V165H197ZM196 166V167H197ZM201 166H205V165H201ZM213 166V165H212ZM214 166H215V164H214ZM216 166H217V164H216ZM75 167L77 168V173L75 172ZM79 167V166H78ZM84 167H86V166H84ZM83 167V168H84ZM182 167V166H181ZM185 167V166H184ZM188 167V166H187ZM208 167V166H207ZM224 167V166H223ZM228 167V166H227ZM56 168H57V170H58V172L56 171V172H54L55 170H56ZM61 170V171H59V169ZM80 169H82V167L80 166L79 167ZM87 168H88V166L86 167V170H87ZM189 168V167H188ZM193 168H194V166L192 167V170H193ZM198 168H200V170H201V168L202 167H198ZM206 168V167H205ZM209 168V167H208ZM213 168H215V167H213ZM217 168H218V166H217ZM216 168V169H217ZM222 168V167H221ZM220 167H219V169H221ZM89 170H90V168H88ZM92 169V168H91ZM185 169V168H184ZM218 169V170H219ZM223 169V168H222ZM225 169V168H224ZM182 170V169H181ZM181 170L179 171V172H181ZM186 171H187V169H185ZM184 170V171H185ZM191 169H188V171H190ZM191 170V171H192ZM214 170V169H213ZM88 171V170H87ZM92 171H93V169H92ZM183 171V170H182ZM183 171V172H184ZM194 171H196V170H194ZM202 171V170H201ZM207 171H208V169H207ZM210 171V170H209ZM228 171V170H227ZM75 172V173H74ZM85 173H86V171H84ZM202 172H204V171H202ZM201 172V173H202ZM211 172V171H210ZM226 172V171H225ZM90 173V172H89ZM175 173H176V171H175ZM178 173V172H177ZM176 173V174H177ZM200 173V172H199ZM205 173H206V170H205ZM204 173V174H205ZM74 174H75V176H74ZM90 174H92V172L90 173ZM95 174V173H94ZM173 174V173H172ZM185 174H186V172H185ZM190 174V173H189ZM196 174V173H195ZM209 174V173H208ZM207 174V175H208ZM217 174V173H216ZM224 174V173H223ZM77 175V176H78ZM87 175V174H86ZM93 175V174H92ZM92 175H90V176H92ZM183 175V174H182ZM188 175V174H187ZM191 175V174H190ZM190 175H188V177H190ZM194 175V174H193ZM197 175V174H196ZM210 175V174H209ZM225 175H227V174H225ZM52 176V177H51ZM74 176V177H73ZM83 176V175H82ZM89 176V177H90ZM107 176V177H108ZM174 176V175H173ZM177 176V175H176ZM176 176H174V177H176ZM219 176V175H218ZM51 177V179H52V190H50L51 192L50 193H47V194H43L45 191V189H46V184H49V183H45L47 180H51V179H47V178H50ZM88 176H86L84 179H85V181L87 182V179H89V178H87ZM93 177V176H92ZM96 177V176H95ZM103 177V176H102ZM106 177V176H105ZM177 177H180V175L179 176H177ZM200 177V176H199ZM203 177H205V176H203ZM210 177V176H209ZM208 177V178H209ZM213 177V176H212ZM94 178V177H93ZM92 178V179H93ZM181 178V177H180ZM179 178V179H180ZM187 178V177H186ZM220 178V177H219ZM222 178V177H221ZM47 179V180H46ZM83 179V180H84ZM92 179H90V180H92ZM97 179V178H96ZM96 179H95V181H96ZM196 179V178H195ZM199 179V178H198ZM201 179V178H200ZM218 179V178H217ZM225 179V178H224ZM7 180H9L8 182H7ZM172 180H174V179H172ZM185 180L186 179H184V181L183 182H185ZM193 180H194V177H193ZM207 180V179H206ZM210 180V179H209ZM212 180H213V178H212ZM219 181H220V179H218ZM65 181V182H66ZM93 181V180H92ZM164 181H168V180H165L164 179ZM163 181V182H164ZM170 181H171V179H170ZM179 181H181V180H179ZM178 181V182H179ZM223 181V180H222ZM226 181V180H225ZM11 182L9 183L10 185H12L11 184ZM49 182V181H48ZM68 182V181H67ZM79 183L80 185L77 187V184L76 183ZM86 182H85V184H86ZM89 182V181H88ZM165 182V183H166ZM169 182V181H168ZM175 181H173V183H174ZM191 182H193V181H191ZM200 182H201V180H200ZM205 182V181H204ZM204 182L202 183V185L204 184ZM206 182H208V181H206ZM229 182V181H228ZM17 183V182H16ZM15 183V184H16ZM94 182H92V184H93ZM171 183H172V181H171ZM194 183V182H193ZM192 183V184H193ZM211 183V182H210ZM220 183V182H219ZM223 183V182H222ZM221 183V184H222ZM227 183V182H226ZM3 184H5V183H3ZM19 184V183H18ZM62 184H64V186H62ZM91 184V185H92ZM155 184V185H154ZM176 184H177V182H176ZM179 184V183H178ZM183 184V183H182ZM191 184V183H190ZM189 184V185H190ZM207 184V183H206ZM209 184V183H208ZM207 184V185H208ZM1 185V184H0ZM20 185L22 186V183H20ZM87 185V184H86ZM85 185V186H86ZM90 185V186H91ZM214 185V184H213ZM219 185V184H218ZM226 185H228V183L226 184ZM229 185H231V184H229ZM5 186V185H4ZM3 186V187H4ZM85 186H83V188L85 189ZM186 186V185H185ZM200 186V185H199ZM217 186V185H216ZM2 187V188H3ZM11 187V186H10ZM20 187V186H19ZM47 187H48V185H47ZM70 187V186H69ZM68 187V188H69ZM82 187V186H81ZM115 187V186H114ZM118 187V188H119ZM170 187H171V185H170ZM180 187V186H179ZM181 187H182V185H181ZM180 187V188H181ZM219 187H220V185H219ZM223 187H225L224 185H223ZM229 187V186H228ZM17 188V187H16ZM21 188H24V186L23 187H21ZM51 188V187H50ZM67 187L65 188V189H68ZM71 188V187H70ZM69 188V189H70ZM87 188V187H86ZM92 188V187H91ZM116 189H117V186L115 187ZM123 188V189H122ZM166 188V189H165ZM191 188V187H190ZM189 188V189H190ZM196 188H198V187H196ZM209 188V187H208ZM216 188V187H215ZM221 188V187H220ZM227 188V187H226ZM13 189V188H12ZM61 189L63 190V192H61L60 194H58V192L59 191H61ZM74 189V188H73ZM76 189L74 190V191H76ZM84 189H82V190H84ZM90 189V188H89ZM115 189V190H116ZM182 189H183V187H182ZM210 189V188H209ZM217 189V188H216ZM224 189V188H223ZM17 191H18V189H16ZM24 190V189H23ZM49 190V189H48ZM47 190V191H48ZM71 190V189H70ZM87 190V189H86ZM93 190V189H92ZM171 190H174V189H171ZM196 190V189H195ZM218 191L220 190V189H217ZM227 190V189H226ZM3 191V190H2ZM12 191V190H11ZM10 191V192H11ZM24 191H26V190H24ZM73 191V190H72ZM77 191H80V190H77ZM77 191H76V193H77ZM158 191H160V192H158ZM177 191V190H176ZM221 191H223V190H221ZM49 192V191H48ZM68 192V191H67ZM105 192V191H104ZM212 192V191H211ZM21 193H23V192H21ZM28 193V192H27ZM80 193V192H79ZM78 193V194H79ZM117 193H118V191H117ZM120 193H124L123 191H121ZM119 193V194H120ZM220 193V192H219ZM224 193V192H223ZM103 194V193H102ZM128 194V193H127ZM126 194V195H127ZM164 194V193H163ZM177 194V193H176ZM186 194V193H185ZM203 194V193H202ZM215 194H216V192H215ZM221 194V193H220ZM67 195V194H66ZM73 195H74V193H73ZM72 195V196H73ZM76 195V194H75ZM81 195V194H80ZM79 195V196H80ZM82 195H84V193H82ZM124 195V194H123ZM168 195H169V193H168ZM179 195V194H178ZM195 195H196V193H195ZM200 195V194H199ZM205 195H206V193H205ZM204 195V196H205ZM208 195H209V193H208ZM23 196V195H22ZM70 196V195H69ZM99 196H101L100 194H99ZM119 196V195H118ZM128 196V195H127ZM145 196V195H144ZM160 196V195H159ZM166 196V195H165ZM184 196V195H183ZM190 196V195H189ZM201 196V195H200ZM60 197H62V196H60ZM102 197H103V195H102ZM116 197H117V195H116ZM120 198H121V195L119 196ZM124 197V199H125V196H123ZM122 197V198H123ZM143 197V196H142ZM146 197V196H145ZM144 197V198H145ZM152 197V196H151ZM164 197V196H163ZM214 197V196H213ZM25 198V197H24ZM53 198V199H52ZM74 198V197H73ZM80 198H81V196H80ZM130 199H132L131 198V196L129 197ZM143 198V199H144ZM149 198V197H148ZM154 198V197H153ZM165 198V197H164ZM178 198V197H177ZM200 198V197H199ZM203 198V197H202ZM217 198V197H216ZM219 198V197H218ZM25 199H27V198H25ZM45 199V198H44ZM84 199V198H83ZM137 199V200H138ZM163 199V198H162ZM179 199V198H178ZM211 199V198H210ZM29 200V199H28ZM27 200V201H28ZM57 200H59V197H58V199ZM64 200H66V199H64ZM64 200H63V202H64ZM133 200H135V202H137L136 201V199H133ZM133 200H131V201H133ZM155 200V199H154ZM175 200V199H174ZM181 200V199H180ZM188 200V199H187ZM206 200V199H205ZM220 200H221V198H220ZM219 200V201H220ZM39 201V200H38ZM42 201V200H41ZM118 201H120V200H118ZM125 201V200H124ZM141 201V200H140ZM156 201V200H155ZM165 201V200H164ZM182 201V200H181ZM184 201V200H183ZM189 201V200H188ZM207 201V200H206ZM32 202V201H31ZM48 202V201H47ZM73 202V201H72ZM76 202V201H75ZM121 202V201H120ZM130 202V201H129ZM146 202V201H145ZM203 202H204V200H203ZM25 203H27L26 202V200H25ZM78 203V202H77ZM76 203V204H77ZM126 203V202H125ZM128 203V202H127ZM126 203V204H127ZM132 203V202H131ZM133 203H134V201H133ZM132 203V204H133ZM144 203V202H143ZM150 203V202H149ZM162 203V202H161ZM176 203H178L177 201H176ZM210 203V202H209ZM30 204V203H29ZM54 204H56V202L54 203ZM53 204V205H54ZM70 204V203H69ZM80 204V203H79ZM129 204V203H128ZM157 204V203H156ZM156 204H154V205H156ZM173 204V203H172ZM198 204V203H197ZM35 205V204H34ZM37 205V204H36ZM41 205V204H40ZM43 205V204H42ZM52 205V206H53ZM57 205H58V203H57ZM56 205V206H57ZM60 205V204H59ZM124 205V204H123ZM122 205V206H123ZM143 205V204H142ZM141 205V206H142ZM168 205V204H167ZM209 205V207L212 205V204H208ZM56 206H54V207H56ZM63 206V205H62ZM65 206V205H64ZM81 206V205H80ZM108 206H109V204H108ZM120 206V205H119ZM127 206H130V204L129 205H126V207ZM137 206H138V204H137ZM160 206V205H159ZM162 206V205H161ZM174 206V205H173ZM175 206H176V204H175ZM202 206V205H201ZM33 207V206H32ZM59 207V206H58ZM70 207V206H69ZM75 207V206H74ZM107 207V206H106ZM117 207V206H116ZM126 207H124L125 209H126ZM153 207H155V206H153ZM157 207V209H158V205L156 206ZM180 207V206H179ZM198 207V206H197ZM42 208V207H41ZM57 208V207H56ZM62 208V207H61ZM135 208H137V207H135ZM150 207H149V204H148V209H149ZM162 208H163V206H162ZM173 208V207H172ZM186 208V207H185ZM203 208H204V206H203ZM202 208V210H204ZM39 209V208H38ZM37 209V210H38ZM54 209V208H53ZM60 209V208H59ZM109 209V208H108ZM118 209V208H117ZM129 210H130V208H128ZM133 209H134V205H133ZM132 209V207H131V210H133ZM156 209V208H155ZM180 209V208H179ZM182 209V208H181ZM198 209V208H197ZM206 209V208H205ZM61 210V209H60ZM66 210V209H65ZM69 210V209H68ZM107 210V209H106ZM119 210V209H118ZM129 210H128V212H129ZM131 210H130V212H131ZM199 210V209H198ZM201 210V209H200ZM199 210V211H200ZM35 211H36V209H35ZM46 211V210H45ZM49 211V210H48ZM67 211V210H66ZM74 211V210H73ZM72 211V212H73ZM80 211V210H79ZM78 211V212H79ZM121 211V210H120ZM125 211V210H124ZM141 211H143V210H141ZM144 211H147V210H144ZM151 210H149V212H150ZM155 211V210H154ZM157 211V210H156ZM193 211V210H192ZM198 211V212H199ZM54 212H56V211H54ZM71 212V211H70ZM71 212V213H72ZM84 212V211H83ZM125 212H127V211H125ZM137 212V211H136ZM135 212V213H136ZM165 212H166V210H165ZM165 212H163V213H165ZM173 212V211H172ZM208 212V211H207ZM57 213V212H56ZM65 213V212H64ZM146 213V212H145ZM152 212H150V214H151ZM155 213V212H154ZM153 213V214H154ZM170 213V212H169ZM175 213V212H174ZM185 213V212H184ZM193 213H195V211L193 212ZM74 214V213H73ZM131 213H129L128 215H127V218L129 217V215H130ZM132 214H133V211H132ZM139 214V213H138ZM153 214L151 215V216H153ZM159 214V213H158ZM162 214V213H161ZM168 214V213H167ZM173 214V213H172ZM181 214V213H180ZM179 214V215H180ZM198 214V213H197ZM203 214H205V211H204V213ZM202 214V215H203ZM56 215V214H55ZM59 215V214H58ZM69 215V214H68ZM91 215V214H90ZM126 215V214H125ZM134 215H136V214H134ZM133 215V216H134ZM147 215V214H146ZM169 215V214H168ZM51 216V215H50ZM67 216V215H66ZM132 216V215H131ZM130 216V217H131ZM139 216V215H138ZM143 216V215H142ZM161 216V215H160ZM174 216V215H173ZM195 216H196V214H195ZM57 217V216H56ZM72 217V216H71ZM74 217V216H73ZM85 217V216H84ZM135 217V216H134ZM145 217V216H144ZM147 217V216H146ZM157 217V216H156ZM176 217V216H175ZM48 218V217H47ZM70 218V217H69ZM79 218V217H78ZM77 218V219H78ZM82 218V217H81ZM135 218H137V217H135ZM149 218V217H148ZM162 218V217H161ZM164 218V217H163ZM162 218V219H163ZM173 218V217H172ZM177 218V217H176ZM54 219V218H53ZM55 219H57V218H55ZM85 219H87V217H85L84 218V220ZM108 219V218H107ZM133 218H131V220H132ZM140 219V218H139ZM141 219H142V217H141ZM140 219V220H141ZM159 219V218H158ZM197 219V218H196ZM58 220V219H57ZM64 220V219H63ZM62 220V221H63ZM72 220H73V218H72ZM92 220V219H91ZM106 220V219H105ZM104 220V221H105ZM150 220V219H149ZM148 220V221H149ZM153 220V219H152ZM160 220V219H159ZM167 220V219H166ZM170 220H171V218H170ZM169 220V221H170ZM173 220V219H172ZM193 220V219H192ZM59 221V220H58ZM71 221V220H70ZM83 221V220H82ZM137 221V220H136ZM139 221V220H138ZM142 221V220H141ZM140 221V222H141ZM154 221L156 222V219H154ZM161 221V220H160ZM163 221V220H162ZM168 221V222H169ZM174 221V223H175V220H173ZM187 221H188V219H187ZM57 222V221H56ZM81 222V221H80ZM84 222H86V220L84 221ZM88 222H89V220H88ZM97 221H95V223H96ZM108 221H106L105 223H107ZM135 222V221H134ZM153 222V221H152ZM151 221H150V223H152ZM155 222L153 223V224H155ZM159 222V221H158ZM193 222H195V220L193 221ZM87 223V222H86ZM109 223V222H108ZM149 223V224H150ZM163 223H165L164 221H163ZM166 223H167V221H166ZM190 223H192V222H190ZM190 223H187V224H190ZM136 224H137V222H136ZM142 224V223H141ZM143 224H144V222H143ZM142 224V225H143ZM146 224V223H145ZM148 224V225H149ZM152 224V225H153ZM89 225V224H88ZM88 225L87 226H85V228L86 227H88ZM93 225H95V224H93ZM98 225V224H97ZM99 225H100V223H99ZM98 225V226H99ZM169 225V224H168ZM193 225V224H192ZM62 226V225H61ZM82 226V225H81ZM101 226V225H100ZM137 226V225H136ZM141 226V225H140ZM146 227L145 228H147V227H150V226H147V225H145ZM154 226V225H153ZM152 226V227H153ZM164 226V225H163ZM178 226V225H177ZM54 227V226H53ZM90 227H94V226H90ZM115 226L113 225V228H114ZM138 227V226H137ZM143 227V226H142ZM160 227V226H159ZM48 228V227H47ZM62 228V227H61ZM95 228V227H94ZM112 228V227H111ZM136 228V227H135ZM141 227H139V229H140ZM145 228H144V230H145ZM155 228V227H154ZM163 228H165V226L164 227H162V229ZM195 228V227H194ZM91 229H93V228H91ZM97 229V228H96ZM143 229V228H142ZM141 229V230H142ZM153 229V228H152ZM161 229V228H160ZM177 229H178V227H177ZM176 229V230H177ZM179 229H184V228H182V227H179ZM178 229V230H179ZM190 229H192V227L190 228ZM54 230H56L55 228H54ZM60 230V229H59ZM85 230H88V229H85ZM90 230V229H89ZM89 230L87 231V233L86 234H88V232H89ZM150 230L151 229H149V232H150ZM60 231H62V230H60ZM112 232H113V235H115L114 233H116V232H114L113 230H111ZM116 231H117V228H116ZM147 231V230H146ZM180 231V230H179ZM192 231H193V229H192ZM47 232V231H46ZM91 232V231H90ZM145 232V231H144ZM149 232H147V233H149ZM181 232V231H180ZM50 233V232H49ZM52 233H54V232H52ZM94 233V232H93ZM93 233H92V235H93ZM146 233V232H145ZM144 233V234H145ZM192 233V232H191ZM190 233V234H191ZM47 234V233H46ZM91 234V233H90ZM109 234H111V233H109ZM173 234V233H172ZM177 234H179L178 232H177ZM190 234H189V237H190ZM50 235V234H49ZM48 235V236H49ZM52 235V234H51ZM51 235H50V237H51ZM89 235V234H88ZM87 235V236H88ZM112 235V234H111ZM110 235V236H111ZM118 235V234H117ZM116 235V236H117ZM171 235V234H170ZM53 236V235H52ZM110 236L108 237V238H110ZM172 236V235H171ZM49 237V238H50ZM167 237V236H166ZM177 237H178V235H177ZM180 237V236H179ZM192 237V236H191ZM217 237H220V239H221V242L223 241L224 243H225V245H229L230 246V249H231V251H230V255H224V253H225V251H224V253H222V252H220V250L216 247V245H214V239L215 238H217ZM114 238V237H113ZM146 238V237H145ZM172 238V237H171ZM176 238V237H175ZM185 239V238H184ZM218 239V238H217ZM164 240H165V238H164ZM193 240H194V238H193ZM169 241H170V239H169ZM165 242V241H164ZM167 242V241H166ZM179 242V241H178ZM214 242V243H213ZM220 242V243H221ZM150 243V242H149ZM168 243V242H167ZM185 243V242H184ZM151 244V243H150ZM187 244V243H186ZM191 244V243H190ZM219 244V243H218ZM165 245H167V244H165ZM172 245V244H171ZM188 245V244H187ZM185 246V245H184ZM193 246V245H192ZM219 246H220V244H219ZM218 246V247H219ZM146 247H147V244H146ZM150 247V246H149ZM172 247V246H171ZM176 247H177V245H176ZM81 247H79V249H80ZM192 248H190V249H192ZM220 248V247H219ZM225 248V247H224ZM227 248V247H226ZM152 249V248H151ZM150 249V250H151ZM167 249V248H166ZM181 249V247L179 248V250ZM188 249V248H187ZM64 250V249H63ZM69 250V249H68ZM165 250V249H164ZM176 250V249H175ZM177 250H178V247H177ZM184 250H185V248H184ZM222 250H224V249H222ZM67 251V250H66ZM77 251V250H76ZM152 251V250H151ZM163 251V250H162ZM181 251H183V249L181 250ZM193 251H195V250H193ZM155 252V251H154ZM161 252V251H160ZM169 252H170V250H169ZM168 252V253H169ZM172 252V251H171ZM176 252V251H175ZM189 252V251H188ZM66 253V252H65ZM72 253H73V251H72ZM85 253H86V250H85V252H84V254L83 253H74V255L70 258H68V263L67 264H98V263H96V262H93V258L92 257H88L87 255L85 256ZM91 253V252H90ZM166 253H167V251H166ZM177 253V252H176ZM175 253V254H176ZM181 254H183L182 252H180ZM184 253H185V251H184ZM190 253V252H189ZM155 254V253H154ZM154 254H152V255H154ZM158 254H159V252H158ZM161 254V253H160ZM159 254V255H160ZM174 254V255H175ZM63 255V254H62ZM162 255H164V252H163V254ZM171 255H173V254H170V256ZM176 255H179V254H176ZM185 255V254H184ZM188 255V254H187ZM60 256V255H59ZM90 256V255H89ZM93 256V255H92ZM157 257H158V255H156ZM156 256H154V257H156ZM64 257V256H63ZM166 257H168V255L166 256ZM172 257H174V256H172ZM192 257V258H193ZM101 258V257H100ZM99 258V259H100ZM174 258H176V257H174ZM170 259H171V257H170ZM61 260H62V258H61ZM172 260V259H171ZM64 261V260H63ZM66 261V260H65ZM168 261H170L169 260V258H168ZM44 262V259H43V257H40L39 258V264H42ZM155 262H156V260H155ZM160 262H161V259H160ZM162 262H163V260H162ZM161 262V263H162ZM165 263H166V261H164ZM172 262V261H171ZM174 262V261H173ZM176 262V261H175ZM225 262H223V263H225ZM63 263V262H62ZM177 263H179V262H177ZM176 263V264H177ZM61 264V263H60ZM65 264V263H64ZM158 264V263H157ZM164 264V263H163ZM180 264H182V263H180ZM222 264V263H221ZM226 264V263H225Z\"/></svg>",
    "mask_w": 264,
    "mask_h": 264
}]
</instances>
